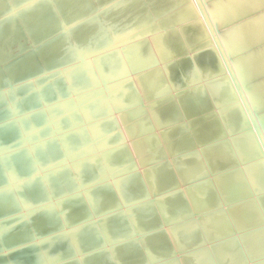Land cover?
<instances>
[{
	"label": "rangeland",
	"instance_id": "1",
	"mask_svg": "<svg viewBox=\"0 0 264 264\" xmlns=\"http://www.w3.org/2000/svg\"><path fill=\"white\" fill-rule=\"evenodd\" d=\"M35 1L36 0L26 1L25 3H23L22 5H20L17 8V12H19L20 10L25 9L26 7H29ZM93 1L92 0H84L85 4H87V5L92 4V3H96L95 0H93ZM211 1L209 2V0H206V1L205 0H202V1L201 0H193V1L192 0H185L184 4H186L191 9H193V13H195L190 20L191 21H195V22L198 20L199 22H202L201 23L202 28L204 30L206 29V31L208 33L210 32L209 34L207 32H205L206 35H207V38L208 39L210 38L208 40L209 43H211L210 46L212 45L210 48H213L212 50H214V48H216V50H214V52L215 53L218 52V53H216V55L222 61V64L225 67V69H224L225 72L224 71L214 72L210 76V77H213L212 79L210 77H207V78H210V79H207L208 81L206 79L205 80L203 79L202 81H200V80L197 81L196 82L197 84L193 83L197 87L195 85H193V84L188 83V81L184 80L183 84L186 83L187 84L186 87H184L185 85H182L183 87L180 86L181 88L180 87L179 88L180 89L186 88L185 90H186V92H188L186 95H185L186 92L184 90H180L179 91V88L177 90L172 88L173 89L172 90L171 89V87H173L172 84L170 82H169V84L167 83V85H168L167 88L171 90L170 94L172 93V95L176 96V97H173L172 95H170L168 93L170 91L169 90V91H166L167 93L165 92V94H167V95L163 94V96H165V97H162V95H160L159 98L161 99V101H159L160 99L157 96L154 97V98H151V100L154 99L153 100L154 102H151V101L149 102V100H150L149 99L148 101H146L144 106H146V105H148L150 103H152V104L154 103L153 104L154 107L152 106L154 110L152 108L150 109L152 104H150V107H149V105L146 106L145 108L143 106L142 109H140L142 112H140V110L138 111V112H140V113H138V114H140V116H138V114H136L137 112H134L133 116L135 118H133L131 112H128V116H129V114H131L130 117H128L126 115V118L125 117L121 118V119H124V122H126V125H125V123L122 120L120 122V120H119V117H121L120 113H118V112L115 113L116 111H112V112L110 111L111 108L108 107V105H109L108 102H110L109 101L110 94L115 89L123 87L126 83H129V81L133 82V84L137 85V83H136L137 82V76H136L137 73H136V71L131 72L134 75L136 73L135 76L130 73L131 75L129 74L127 76L129 78L123 77V78H120V79H114V80H112V82H111V79H110V80H108L109 81L108 82L107 80H105L102 77H100L101 73L99 74L100 71H98V68H96V66L94 65L93 62L96 60V58H98V56L100 58L102 56L103 57L104 56H108V55L110 56L112 54L115 55V56L118 55L121 58H123V57L125 58L127 56V53H125V52L130 51V48H128L127 46L130 47L131 46L130 44H132V42L137 40V38L131 39V42H130V40L127 41V40H125L123 38L118 39L119 42L117 40L116 41H112V38L110 39L109 35L113 36L114 32H113L112 26L110 25V20L111 19L108 16L109 15L108 11L107 12L105 11V8H100V9H98L99 11L98 10H93V8H90L91 11L89 9V11H90L89 15L84 17L86 19L82 23L84 28L86 29V32H82L81 33V28H80L79 24H76L75 26H72V28H71L70 25H68V26L63 25L62 26V25H60V22L62 21L63 17L58 12L57 5H55L53 2H52V5L51 4L48 5V6H50L48 13L50 14V16H49L50 20H52V21L54 20L55 23L52 24L51 22H49L48 25L46 24L45 27L50 26L49 28H52L53 25L55 24V26L60 27L59 29H57L56 31H51L50 34L47 35L48 37H43L39 41H34L31 37L29 38L27 34L29 33V35H31L30 33H32L35 29H38V28L40 29V26L36 27L35 24H24L23 26H21L22 28H24V30H22V34H20L21 38L18 37L16 39V41H11L10 43L8 42L5 45L6 48L4 46V49L2 51V53H3L4 50H5L6 53H5V57L2 59V61H0V69H1L0 70V116L4 113L3 116H1V118H0V128H2V127L6 128V126L8 127V126L12 125V122H13V124L16 125L15 128L21 127V128L24 129V128L28 127L29 129L28 128H27L28 130L25 129L26 132L22 131L23 129H20L22 131L21 132L17 128V130L20 131V132H17L18 135L16 134V138L17 139H14L15 137L12 138V139L6 138V137L2 136V134L0 133V135H1L0 136V146H1L0 147V166L3 169L1 172H3V174H4L2 176L4 178L1 177V181H0V198L6 197V200L7 201L9 200L8 203H6V202L4 203V207L0 211V234H1L0 235V239H5L7 241L11 240V239H13V241L14 240L17 241V240H19L21 238L25 239L26 241H29V243L32 244L30 246H32V247H34L36 249V253L35 254L38 255V253L40 254V252L42 251L40 249H41V247H43L42 246L43 243L44 244L47 243L44 240H42L43 242L42 241L40 242L41 238L44 237V235H46V234L50 235L51 232L56 231V232H53V233H56L55 236L53 237V239H55V238H57L59 232H66V231L70 232L71 230H72L71 232H73L74 231L73 229H75V228L77 229V227L79 225H80V227H82L84 225V227H82V230H84L83 228H85V227L86 228L88 227V229L85 228V231L86 230L88 231L90 229V231H88L89 233L85 232V236L87 235V239L88 240L87 241L86 240H82V241H84V244H83L84 246L81 249L77 250L75 245H74L76 243V241L74 240L75 238L73 237L72 239H73V241L75 243H72L71 240L69 241V243L71 242L74 245V247L71 248L70 247L71 243H70V244H68V247L64 248V250L66 249V251H67V248L70 249V250L72 249V251L69 250V252H71V253L73 252V253L70 254V255H67L68 257L64 258V260L57 259L59 257H56V259H57L56 262H53L52 264H100V262L103 259H104L103 260L104 262L102 261L103 262L102 264H129L124 257L117 255V251H119V249H124L125 247H128V245H129V247H132L133 246L132 245L133 241L135 242L133 244H137L136 241L137 242L139 241V238L141 237V235H143L145 237V235L147 234L145 232L143 233V229L140 226H135L136 225V221H137V217L135 218V216H137L136 215L137 211L135 212V210L138 208V205H143L141 203L143 200L146 199L144 201L146 203H147V201L149 203L150 200L147 199V196L144 199V198H138V196L135 195V194H140L142 192L141 189H139V191L137 190L139 187L136 189L137 191L134 190L136 193L133 191V189L131 190V187L130 188L127 187V190L128 189L131 190V192H129L130 197L127 196V195L126 196L123 195L122 192L128 194V191L126 192V190H124V189H126L125 188V182H126L125 180H126V178H128V177L132 178L134 176L136 177L137 175H139L138 178L140 179V181H142L141 176H140L141 175L140 174L141 173L140 172L141 166H139L140 164L138 165V163L145 162V161H146V163L147 162L149 163V160H150L149 165L145 164V167L142 166V168L143 167H144V169H146V168L148 169V167L151 168L152 164L154 165L155 163H157L159 161L158 158L156 159V157H155L156 155L155 156L152 155L154 153V149H156V148L160 147L159 148L160 149V153L164 152L165 154H168V151H170L171 150L170 148H172L170 153H172L171 155H173V154H175L174 153L175 151L179 150V147L181 149H183V145H184V149L183 150L186 149L185 151H188L187 148L189 147V150H191V148H193V145L195 144V150L196 151L194 150L195 152L194 151H192V152L195 153V158H196V156H198L197 158L199 160L196 158V160H198L197 162L200 161L199 164L196 163V165L198 164V166L195 169H200L201 167L199 165H201L202 166V169H201L202 172H203V170H205L204 176H203V173L201 172V176H203V177L202 178H198V176L200 175V172L199 173H196V172L201 171V170H195V175H194L193 172H192V175H194L196 177V179H195L194 176L191 175L189 177V179H190L189 180L187 178L188 173L184 172V170H186V167L188 166V164H186L187 162L182 163V164H185L182 167L184 169L183 170L181 168V165L180 166H178L179 164L175 165L174 164L175 162H172V158H170L169 164H170V167L173 169V171L176 174H178L179 171H180L179 169H182L184 174L182 173V171L179 174H181V176H182V174L184 176L186 174L185 179H182L183 181L181 180V183H183V184L182 185L180 184L181 186L178 184L179 187L174 189L175 191L180 192V197H181L180 199H182V202H177L176 204L172 205L169 208V210H167L164 213H161V214L158 213L157 216L154 219V221L158 222V224H157V226H154L155 229H152L151 232L156 233V236H161L162 239L165 238L166 243L170 242V241H173L172 242L173 248L168 249L167 255L163 256L162 258H160L159 260H157L155 262L153 261V264L158 262V261H161L163 259H166L168 257H171V256L173 257L175 255H178V257H179L178 259H179L180 263H182V264H242V263H244L243 261L245 260L244 256L241 254V250H240L242 245L247 250V253L249 254V257L251 256V254H250V252L248 250V246L243 241L244 237L242 236V234L240 235L241 232L237 233L236 231H234L233 227H231V225H230V221H228L227 217H226V214L228 213L227 211H229V212L233 211V213L236 216V218H239V215L241 213V211H240L241 209L234 208L233 210H229L230 207H227V206L225 207V206L220 205L218 196H216L218 194H217V191H216V189L214 187V183H215L216 178H217V180L218 179H222V180H218L216 182H220V181L223 182V180L225 179V178L223 179V177H225L224 175H226L227 177L228 176L230 177V174H228V173L234 172L235 170H239L241 167H243L245 169V171L248 173V171H249L251 166H254L256 163H260L261 161L264 160V107H262V106H264V74L258 75V79H253L252 78L250 81L249 80L247 81V79H246L247 77L243 76L244 78L243 77L241 78L239 67L235 68V67H237L236 66L237 62H239V61L242 62V58H244L245 56L249 55V53H253L255 51H258L257 53H259V55H262L263 58L261 60L264 61V40H263L264 39V35L262 34V31H260V27L264 23L263 22L264 21V0H258L260 2V4L256 0H254V3H253V1L249 2V4H248L249 8H247V10L248 9L249 10L252 9L253 11L252 10L251 11L248 10L249 13L246 11V13H248V14H244L245 12H243V10H233L232 12L235 14V16H233L232 19H230V20H224L223 23H220L221 21L218 20V16L220 14H224L225 12L228 11V6L227 5L225 7H223L224 2H226L227 0H217V2H216V0L212 1V2ZM228 1H235V0H228ZM238 1L239 0H237V3H238ZM255 2H257V3H255ZM216 4H217L218 7L216 6ZM228 5H231V4H228ZM237 5L232 3V7H234V6L237 7ZM200 6H201V8H200ZM212 7H214V9ZM255 7H256V9L258 8L257 12H256ZM53 8H54V10H53ZM216 8H218L219 10L215 11ZM209 9L210 10L212 9L213 12L209 11ZM211 12L212 13L216 12L213 15H216V14L217 15L213 16L211 14ZM156 14H157V12H156ZM56 15H57L58 18L56 17ZM169 15H170V13H168V12H166L165 14H159L158 13L157 15H155V17H154L155 19L153 18L152 22L150 21L151 23L150 22L148 23V25L150 26V24H151V26L150 27L148 25L145 26L146 29H148V28H150V29L146 30L147 31L146 35L143 38L144 39L146 38L145 40H147L149 38L147 41H149L150 43H152V42L154 43V40L157 37L156 35H158L159 34L158 32H160L159 29H161V28L158 27V24H156V23L161 22L162 20H165V18H167ZM172 15H170V16H172ZM197 15H198V17H197ZM212 16L215 17L216 20H214L212 18ZM261 16H263V18ZM220 17H222V16L220 15ZM247 17H249V18H247ZM208 19H210V20H208ZM241 19H242V21H241ZM243 19H245L246 21H243ZM43 20H44V17H43ZM156 20H157V22H156ZM213 20L215 22L216 21H218V22H216V24H215V22ZM209 21H211V22H209ZM236 21H238L237 24H236ZM250 22L251 23L253 22L254 23V24L252 23L253 26H256V28L254 27V29L255 30L258 29V30L254 31V29H252L253 26H250ZM182 24L180 25L178 23L177 26L180 27V26H182ZM226 24L228 26V27L226 26L227 28L225 27ZM255 24H257V25H255ZM51 25H52V27H51ZM230 25L232 27H230ZM239 25L245 26L243 28L244 29L246 28V31L248 32V34L253 32L251 35H254V38L255 37L259 38V37H261V35H263L262 38H259L257 41H254L253 42L254 45L252 46V48L249 49V50H251V49H254L253 47H255L254 50H252V51H249V50H245L244 51L243 50L242 51V50H236V49H226L227 45L225 44V41H223L225 39L224 36L226 35V34H224V32L227 33L229 30H231V29L233 30L234 28H236V26H239ZM221 26H222V28H220ZM63 27H64V29H63ZM207 27H208L209 30L207 29ZM216 27H217V29H216ZM262 27H264V24H263ZM262 27H261V30H264ZM67 28H68V30H67ZM210 28H211V31H210ZM219 28H220V30H219ZM223 28H225V29L223 30ZM32 29H34V30H32ZM75 29H76V31H75ZM106 29H107V31H106ZM97 30L100 31L99 34L96 33ZM117 30H118V28H117ZM221 30L223 31L222 33H220ZM23 31L26 32V33H23ZM110 31L113 32V34H111ZM143 31L144 30L139 31L137 34H140ZM79 33H81L80 34L81 39H77V38H79ZM211 33H213V34H211ZM263 33H264V31H263ZM55 34H59L60 36L58 35L59 37L57 36L55 38V41H53L54 43L55 42L57 43V44L56 43L55 44L52 43L53 46H55L53 48L57 50V48L59 46H65L66 45V47H68V49H70V51H72L71 52V56H73L72 61H71L72 64L70 63V64H68L66 66H63V67H61V69H54L53 68V70L51 71L50 74L48 72H46V71L38 70V71L32 73L31 77L23 78L21 80L16 79L15 80L16 82L14 80L12 81V79H13L12 77L13 76H11V75H14L16 77L20 76L22 68H25V67L26 68L35 67L34 69L41 68L44 64H46L50 60V57L45 55L46 52H48L47 51L48 49L46 47L48 46L47 43L50 40L48 38L52 37ZM66 34L69 35L70 37L67 36ZM210 34H211V36H210ZM222 34H224L223 37H222ZM257 34H259V35H257ZM32 35L34 36V34H32ZM96 35H100L101 37H103V36L107 37V41L104 42L105 45L103 43H101L102 41L99 42V41L95 40ZM212 35H214L213 39H212ZM100 36L98 38H101ZM151 36L152 37L154 36V37L152 38ZM222 38H224V39H222ZM52 39H54V38H52ZM70 39H71V41H70ZM58 40H59V42H58ZM215 40L218 42V44H217V42ZM17 41H19L18 44H17ZM147 41H146L147 45L150 46V43L148 44ZM72 42L74 43V45L70 44ZM116 42L118 44H116ZM96 43L98 45H95ZM216 45H218V46H216ZM73 46H74V48H76V50L73 48ZM84 46H85V50H83ZM213 46H216V47H213ZM94 47H96V48H94ZM44 49H45V51L43 52ZM94 49L97 50V51H95L92 54H89V56H85V55H87L86 53H88L89 51L91 52ZM121 49H122V51H121ZM124 49H126V50H124ZM79 50L80 51L82 50L84 52H82V51L80 52ZM231 50H232V52H231ZM118 51H119V54H118ZM155 51H156V49H155ZM194 51H195V49H194ZM102 52H103V55H102ZM183 52H184V50L178 52L175 55L183 56L184 55ZM224 52H226V53H224ZM245 52H246V54H245ZM82 53H83V55L85 57L83 56L82 58L79 57L81 59H79V58L77 59L76 56H79ZM94 54H97L98 56L96 55V56L93 57L92 55H94ZM100 54H101V56H100ZM123 54H125V55H123ZM153 54H154V51H153V53L151 51V56L152 57H153ZM226 54H228V55H226ZM230 54H232V55L230 56ZM90 57H93V58H90ZM156 57H155L156 60L150 64V65L153 64V65L156 66L155 68L152 69L153 71L155 69L157 70L158 68H160V65H158V63L161 64V62L158 60V56H156ZM88 58H90L92 60L91 64L89 63L90 59H88ZM227 58H229L230 60L227 59ZM234 59H235V61H232ZM75 60H77V61L75 62ZM224 60L225 61L227 60V61L225 62ZM16 67L18 68V70H16L17 71L16 73L9 72L10 69H13V68H16ZM92 67H93V69H92ZM94 69H95V71H96L95 73L97 75L94 74V72H93ZM56 70H58V71H56ZM150 70H148V71L151 72L152 70L151 71ZM148 71L147 72L145 71L143 73H148ZM260 71L263 72V70H260ZM261 72H259V73H261ZM73 73H80V74H84L86 76H88V74H90L91 77L89 79V82L87 83V87L85 86V87H82L81 89H74V87L72 86V82H70V80H69V76L71 74H73ZM143 73H142V75H143ZM95 76H97V77H95ZM133 76L135 77V79H133L134 78ZM222 76H226L227 78H229V81L231 82L232 87L234 86L233 89H234V92L237 95V99H238L237 101L242 106L243 111H244V113H245V115H246V117H247V119L249 121L250 127L254 131L255 137L257 139L256 142H258L257 144H259V146H258L259 149L257 147H255V145H254V146H252L251 151L249 152V154H244V156L242 155L243 158H242V161L240 162V165L237 167V169L236 168L233 169V171H231V170L229 171L227 169L228 165H226V164H228L227 163L228 162L227 159L229 157H226V154H224L227 151H228L227 152V156H229L230 151L232 153V144H231L230 139L227 137V135L225 133V129H223V127H221V129L217 128L218 127L217 126L218 125L217 122H218V118H219L218 111L215 110L217 108L214 109L213 104H212L211 99H210V91L207 90V87H206L207 83L216 82V80H217V84H218L217 89L220 90V86H219L218 82H220L222 80V79L220 80V78H222ZM130 77H132V78H130ZM92 78H94V79H92ZM95 78H96V80H95ZM214 79H216V80H214ZM98 80H100V82L103 80V83L98 82ZM132 80H134L135 83ZM206 81H207V83H206ZM106 82H108V83H106ZM92 83H93V85H92ZM99 83L102 84V85H99ZM198 83L200 85H198ZM89 84H91V85H89ZM94 84H96V85H94ZM106 84H109V85H106ZM170 84H171V87L169 86ZM94 86L96 87V89H95ZM101 86H102V88L99 89ZM187 86H189V87H187ZM136 87H138V85ZM203 87H204V89H202ZM195 89L199 90L200 93H198ZM260 89L262 91H260ZM53 90H55L56 92L53 91ZM102 90H104V91H102ZM175 90L177 92V94L175 92L176 95L173 94ZM200 90H202V92ZM65 91L67 92V94H65L63 96L61 93H64ZM97 91H99V92H97ZM190 91H191V95L189 94ZM44 92H47V93L52 92V94L54 95L53 99L51 101H48V102L42 101L40 99L39 95L44 94ZM137 92H138L139 97H140V98L138 97L139 102L141 103L142 102V98H141L142 97V93H141L140 89H138ZM180 92H182V93H180ZM222 92L219 93L220 98L222 97L221 99H227V95H225L226 92H223V93ZM55 93H56V95H55ZM178 93H180V94H178ZM255 93H256V95H255ZM104 94L105 95L107 94L106 97H105ZM199 94L202 95L201 98L204 97L202 99V101L204 100L203 103L205 104V102H206L207 105L205 104V106H204L202 101H200L201 98H200ZM169 95L172 96L173 98H177L178 101H180V98L182 97L183 100L181 99L182 100L181 104H183L184 107L186 106V108L188 107L187 110H189L191 107H195L196 108V105H197L198 110H197V108L196 109L195 108L194 109L191 108L192 110L190 109L189 111H187L182 105H180V103L176 99H170L172 97H170ZM189 95H190V97H189ZM257 95H260V96H257ZM183 96H185V97L187 96V98H189V99L187 100V98H185ZM194 96H195V100H194V98H193V100H194V103L196 102V104H195V106H193L194 103H190V106H191L190 107L189 106V102H193V100L192 99H191V101H189V100H190V98H192ZM58 97H59V99H58ZM63 97L64 98L66 97L65 98L66 100L61 101V100L64 99ZM38 98H39V100L42 101L43 104L42 103L40 104L41 101L39 102V100H37ZM165 98L167 100H165ZM184 98H185V100H184ZM197 98H198V100H197ZM32 99H35V102L33 104L35 106H32L33 108L27 107V105H25V104H27L28 101L30 102ZM102 99H103V101H102ZM169 99H170V101H169ZM155 100L157 102H155ZM252 100H255L256 103H254V101H252ZM164 101H166V102H164ZM186 101H187L188 105L186 104ZM197 101L199 102L200 105L202 104L201 107H200V105L197 104L198 103ZM237 101L233 102V104L236 105ZM57 102H59V103H57ZM139 102H138V104H139ZM177 102H178V104H177ZM182 102H185V103H182ZM99 103L104 104V105L106 104L105 106H106V108L108 110L103 111L104 113L103 114L100 113L99 115L91 114L96 109V107H97L96 105L99 104ZM168 103L170 104V106H172V107L174 106V107L171 109V107L169 106L168 107L169 109H168L166 107L167 105H169ZM216 103H217V101H216ZM225 103H226L225 100L217 103L218 110H219L220 114L222 112H226L227 109H228L225 106L227 103L226 104ZM50 104H51V106H50ZM52 104H55V105H52ZM157 104H160V105H158V107H157V106H155ZM162 104H163V106L164 105L165 106L164 107L161 106ZM171 104H173V105H171ZM233 104L231 106H234ZM261 104H262V106H261ZM48 106H50V107H48ZM92 106H93V108H92ZM202 106L203 107L207 106L206 109H208V108L209 109L208 110H206L205 108L201 109V108H203ZM209 106H212V107H209ZM175 107H176L177 110L175 109ZM36 108H39V109H36ZM90 108H92V109H90ZM164 108L168 109V113H167V110L165 111ZM182 108H184V109H182ZM199 108H200V112H199ZM223 108H226V109H223ZM32 109L33 110L35 109L36 111L34 110V112H33ZM73 109H74L75 112L73 111ZM156 109H158V110H156ZM161 109L164 110V112L162 113L163 116L161 117L163 120L160 118V114H161L160 112H162ZM181 109H182L183 112L184 111L187 112L186 113L187 116H185L187 119L184 117L185 112L183 113L182 111H180ZM69 110H70V112H69ZM150 110H152L153 112L150 111ZM159 110H160V112H159ZM108 111L111 112V113H109ZM143 111H145V112H143ZM154 111L157 112L158 115ZM170 111L171 112L173 111L172 112L173 115H174V113H176L178 111L177 114H179V116L176 115V114L174 116H172L171 115L172 113H170ZM194 112H195V114H193ZM89 113H90V116H89ZM106 113H108L107 116H106ZM142 113L144 115H146V116H143ZM153 113L155 115H157L159 118L157 116H155ZM169 113H170L169 116H172V118L174 117L175 122H174V120H171L172 118H169V116H168ZM113 114L116 117H114ZM152 114L154 116H152ZM86 115H88V118H87ZM36 116H39V118H34ZM59 116H60V118H59ZM164 116H167V118L169 119L168 120L169 123L170 122L172 123V121H173L175 124H177L176 125L177 127L179 125L180 127H178V128H181L182 126L187 127L186 130H185V127H182L184 129L180 130L182 132L181 138L184 137L183 139L180 138V135H181L180 133L181 132L179 131V129H176L177 127L175 126L174 123H172V124L170 123L171 124L170 125V124L167 123V120H165L166 123L168 124V126H166L167 124L164 123L165 122L164 119L166 117H164ZM177 116H178V119H177ZM192 116H193V118L191 119L190 117H192ZM131 117L133 119H130ZM141 117H144V118H141ZM150 117H152L153 119L150 118ZM136 118H137V120L140 119V118L141 119L136 121L135 120ZM156 118H158V119L155 121ZM179 118H183V119H179ZM188 118H190L191 120L188 119ZM111 119H112V122H113L114 126L111 127V128L105 129L104 124H103L104 121H108V120L110 121ZM126 119H127L128 122L125 121ZM142 119H144L147 122V124L149 125L148 128H150V129L152 128L151 132L153 131V133L150 134V129H149L148 130L149 135H151V136L154 135V137L156 139L159 138L158 135H162V137H160L162 139L157 140L158 144H161V145L158 146V144H156V146H150L149 148L150 149L152 148L153 150L152 149L150 150L148 148V150H147L148 152L145 151V153H151V156L148 154V158L150 157L149 159L147 157H145L148 160L144 159V157H143V161L141 160L142 156L138 155V156H136L138 158H136L134 156V154L132 153V151L130 150L129 145L128 144L125 145L126 142H127L125 140H127V138L125 137L126 135L123 133V131L125 130L124 129L125 127H123V124H122V123H124V126L128 127L130 124H134L135 122H141ZM151 119H152V122H151ZM159 119L162 120V123H161V121H159ZM18 120L19 121L21 120V121L19 122ZM181 120L183 121L184 124L182 123ZM188 120H189V122H188ZM26 121H28V123L32 122V124L31 123L27 124ZM68 121H70V122H68ZM153 121H155V123ZM157 121L162 124V128L164 130H166V134H167L168 131H169L168 134L171 133L170 135H172V136L169 135L170 137L168 136L169 138H167V140H166L165 137L168 134L166 136H164L165 134L163 135V133H165V131L161 127H160L161 130L159 128L158 129L156 128V127H159V125L161 126V124L160 123L158 124ZM25 122H26V125H28V126L25 125ZM71 122H73V123H71ZM149 122L151 124H149ZM177 122L180 123V124L182 123L183 125L182 124L180 125ZM214 122L216 123V125H215ZM17 123H18V125H17ZM116 123L118 125H116ZM128 123H130V124H128ZM153 123H154V125H153ZM189 123H191L192 126ZM20 124H21V126H20ZM22 124H24V126ZM69 124H71V125H69ZM136 124L137 123L134 124V127H136ZM32 125H34V128H33ZM60 125H62L63 128H61V129L58 128ZM119 125L121 126V129H122L121 132L122 133L120 132L121 129H120ZM137 125H139V123ZM155 125H157V126H155ZM163 125L168 127L167 129H169V130H167L166 127H163ZM210 125L212 127L215 125L214 128H212L213 130L211 129ZM40 126H41V128H40ZM131 126H133V125H130L129 128H131ZM170 127H171V129H170ZM208 127H210V129ZM73 128L75 130H73ZM155 128L157 129V131L158 130L159 131L158 132L155 131L156 130ZM205 128H208V130H209L210 139L212 140V138H213V140H216V141H213V140L211 141L209 139L208 132H206L208 130L206 129V131H205ZM33 129H34V131L32 132ZM37 129H38V131H37ZM172 129L173 130L174 129L177 130L179 132V134L177 133V131H175V130L173 131ZM187 130H193V131H188L186 133ZM197 130H199V131H197ZM219 130H221V131L223 130L222 133H218ZM183 131H185V132H183ZM194 131L196 133H194ZM211 131H213L214 133H212ZM221 131H219V132H221ZM174 132H176L178 135H176V134L173 135ZM191 132H193V133H191ZM200 132H201V134H200ZM32 133H34V134H32ZM156 133H158V134H156ZM204 133H206V134H204ZM210 133H212V135H210ZM147 134L148 133L146 131L145 135H147ZM192 134L195 136V140L196 141L194 140V137L192 138ZM213 134L219 135V136H216V138H215L214 137L215 135H213ZM121 135H123V136H121ZM149 135H147V137ZM205 135H207V136H205ZM176 136L177 137L179 136V137L177 138ZM185 136L186 137L190 136L189 137L190 139L187 140V138H186V140H185ZM211 136H213V137H211ZM122 137H123V140H122ZM197 137H198V139H197ZM203 137L205 139L208 138L209 140L207 139L208 140L207 141ZM244 137H248L249 140H252L249 137L248 133L244 134L240 130L230 134V138L233 140V144L237 148H238V145H239L238 142L240 140H242V138H244ZM173 138H175V139L177 138L180 141L179 140H175L176 141V143H175ZM60 139H61V141H60ZM63 139H64V141H62ZM202 139H203V141H202ZM223 139L225 141H227L228 144H226V142ZM163 140H164V142L165 141L170 142L171 145H170V143H167V142H165L166 143L165 144L163 142ZM168 140H170V141H168ZM171 140H173V141H171ZM190 140H191L192 143L190 142ZM198 140H200V141H198ZM69 141L71 143H69ZM123 141H124L125 144L123 143ZM186 141H188L187 144H186ZM221 141L223 143H221ZM159 142H161V143H159ZM162 142H163L164 145L162 144ZM173 142L175 143V145H173L174 144ZM182 142L183 143L185 142V143L183 144ZM202 142H203V144H201ZM211 142H213V143H211ZM214 142L215 143L217 142L216 145H215ZM178 143H180V145ZM189 143L192 144V145H190ZM197 143H198L199 147L197 146ZM219 143L221 144L220 146H222V149H219L220 148ZM168 144L170 146H168ZM177 144H178L179 147L177 146ZM222 144H224V145H222ZM225 144L227 146H225ZM229 144H230V146H228ZM210 145H213V146L210 147ZM40 146L43 147V148L41 149ZM161 146L164 147V148H162ZM175 146H176V148H175ZM218 146H219V148H218ZM126 147H128V148H126ZM153 147H156V148H153ZM196 147H197V149H196ZM208 147L210 148V150H209ZM212 147H214V148L211 149ZM215 147L218 149V151H217V149ZM228 147H230V149ZM82 148H83V150H82ZM173 148H174V150H173ZM226 148H228L227 151H226ZM36 149H38V150L35 152ZM175 149H178V150H175ZM181 149L179 150L180 152L183 151ZM215 149H216V152L214 151ZM42 150H43V152H42ZM62 150H63V152H62ZM221 150H222V152H221ZM122 151L125 152L124 156L123 157L117 156ZM205 151H207V152L209 151V152L207 153ZM211 151H214V153H212L213 156H210L211 155ZM223 151H224V153H223ZM17 152L18 153L20 152L19 153L20 155L24 154L26 156V159L28 160V163H29L26 168H21L20 165L17 163L18 161L15 164L12 163L11 160H13L14 157H16L15 155L18 154ZM129 152H130V154H129ZM219 152H221V153H219ZM160 153H158V155ZM189 153H190V151L185 152V153H183L184 155H181V156L184 159L187 156L186 154H189ZM196 153H198V154H196ZM209 153H210V155H209ZM222 153H223L224 156L222 155ZM231 153H230V156L232 155V157H233V153L232 154ZM215 154L218 155V156L220 155L219 156L220 159L217 156L219 161L217 160V157L215 156ZM208 155H209V157H208ZM152 156L155 157L154 160H151V158L153 159ZM214 156H215V160L216 161L214 159H212V157H214ZM110 157H111V159H110L111 161L109 160ZM169 157H170V155H169ZM221 158H222V161H220ZM211 159L216 162L215 163V162L212 161L213 163H215V167L218 170V172H215L216 175L214 174V176L216 178L208 170L209 169L208 166L211 163L210 162ZM184 160H186V159H184ZM137 161H139V162H137ZM153 161H155V162H153ZM235 163H237V162H235ZM126 164H127V166H126ZM62 165H64V166H62ZM128 165H130V166H128ZM141 165H144V164H141ZM223 165H224V167H223ZM232 165H233V163H232ZM146 166H148V167H146ZM222 167L225 168V170L226 169L227 170L226 171H222ZM228 168H229V166H228ZM14 169H17L16 172H15ZM219 169H221L220 170V172L222 171L221 173L219 172ZM12 171H14V172H12ZM9 172H12V173H9ZM97 172H98V174H97ZM179 174H178V176H180ZM131 175H133V176H131ZM184 176L181 177V178H184ZM201 176H199V177H201ZM231 176L233 177L235 175H231ZM235 177H237V176H235ZM238 177H239V179H238ZM238 177L235 179L236 181H238V180L241 181V179H243V177L241 175H239ZM191 179H193V180L191 181ZM228 179H227V184H229V183L231 184V182L229 181L230 179L229 180ZM233 180H234V178H233ZM233 180H231V181H232V183L234 182L233 184L235 185L236 181L235 180L233 181ZM225 181H226V179H225ZM121 182H122V185L124 186L123 187L124 189L121 186L119 188V184ZM189 182H190V184H189ZM212 182H214V183H212ZM185 183H186V185H185ZM187 183H188V185H187ZM10 184H11V186H10ZM34 184H39L42 188L44 186V192L33 191L32 190V187H33L32 185H34ZM207 184H209V185L207 186ZM220 184H222V183L220 182ZM233 184H231L232 187L230 185L231 188L238 187V185L234 186ZM240 185L242 186V182H241ZM126 186H130V185H126ZM1 188H2V190H1ZM21 190H23V191H21ZM109 190L111 192L110 194H112L113 197H115L117 200L119 199L118 202H119L120 206L117 205V207H116L115 204H118V203L116 202L117 200L115 198H114L115 201L114 202L112 201L111 203L107 202V201H105L106 202L105 203L103 201V199L105 200V198H103V196L104 197L108 196V194H107L108 192L107 191H109ZM121 190H122V192H121ZM140 190H141V192H140ZM210 190H211V192H213V190H214L215 196L210 197L211 201L209 202V200H208L209 196H207V195H208V193H211ZM16 192H18V193H16ZM100 192L102 194H104V195H102ZM132 192H134L133 193L134 197L131 199V196H133V194L131 195ZM138 192H140V193H138ZM240 193L241 194L240 195L238 194V196H241L242 198L246 197L245 196L246 195V191L244 189H241ZM96 194H98V195H96ZM95 195H96V197H95ZM100 196H102L103 199ZM124 196L127 199H125ZM135 196H137V197H135ZM196 196L198 197V199H195V201H196V203L198 201V203L195 205V201H193V198L194 197L197 198ZM97 197H99V199L102 200V201H100V203L103 202V203H101V205L99 204V202H97V200H98ZM250 197L247 196L246 199H248V201H250ZM96 198H97V200L95 202H97L99 204V209L100 208L109 209V210H107V212L104 209L105 213H107L106 215H104L105 214L103 212L104 210L100 209L103 212L102 213L98 209V207H97L98 204H96L95 202H93V203L91 202V201H94ZM128 198H130L131 200H134V198L135 199L137 198L138 200L136 199L135 201L128 202V200H130ZM242 198H238L237 201H239V202H236V205L237 204H239V205L243 204L244 205L246 203V201L244 199H242ZM12 199H13V201H12ZM91 199H93V200H91ZM124 200H127V202L124 201ZM185 200H186L185 204L187 205L188 208L185 205H183V202ZM199 200H200V202H199ZM10 201H12V202H10ZM188 201H191L190 205L187 203ZM104 203H105V205H104ZM1 204L3 206V203H1ZM92 204L96 205L95 208L93 207L94 205L92 206ZM102 204L104 205V208H103ZM109 204L113 208L110 207L111 208L110 209L108 207ZM199 204H200L201 207H199ZM132 205L136 209L135 208H131ZM211 205L218 206L216 211H213L216 207L215 206H214L215 208L211 207ZM100 206H102V207H100ZM129 206H131V207L129 208ZM80 207L81 208H85L86 207V209L87 208L92 209L91 207H93L95 210H96V208L98 210H96V211L93 210L94 214H93V211H91L92 215L89 214V216L83 217L81 219L79 218V219L75 220V219H73V217L71 218V216H73V214H74V211L77 210ZM114 207H116V209L118 208L119 212L117 210H115ZM130 209H133V210L131 211ZM13 210H15V211H13ZM182 210L185 212L186 217L184 215V219L181 222H177V220L176 221H172V222H164L162 220L165 217V215H172L173 213H180ZM98 211H100L102 213V216H101V213H97ZM109 211H110V213H109ZM132 212H134V214L135 213L136 214L133 215ZM215 212H217L219 215L217 216L216 219L213 220V222L211 224H210V220L207 223L204 222L203 218L208 217V216H210L211 214H213ZM71 213H73V214H71ZM115 213L117 215H120L118 213H121L122 215H120V216L125 215V217L123 216L122 219H121V221L124 222V224L122 225L120 223H117L119 221H116L112 226H108V225L106 226L105 224H106V221L108 219L110 220V219H112V217L113 218L116 217ZM66 214H67V216H66ZM108 214H110V215H108ZM68 215H69V217H68ZM99 215H100V217L98 218ZM103 215H104V217H103ZM95 218L97 220L99 219L98 221H100V224H98L99 222H97V220ZM101 218H103L102 220L105 221L102 224L104 225V230L106 228V231H104L102 229L103 227L100 228L101 226H103L101 224V221H102ZM132 218L134 219V221L132 220ZM130 221H131L133 226L130 225L131 224ZM62 222H63L64 226H62V224H61ZM82 222L84 223L83 225H81ZM89 222H90V224L92 223L94 227H90L89 228V226H92V224L90 225ZM134 222H135V225H134ZM201 222H203L202 226L199 225V223H201ZM94 223L97 224V225H94ZM149 224H153V223L151 222ZM205 224L208 225L207 228H206ZM216 224H218L217 228H215ZM75 225H78V226L76 227ZM129 225H130V229L133 228V227L134 228L131 229V230L129 229L130 232L128 234L120 235V233H121V231L123 229L129 228ZM189 225L195 231V239L187 234V231L190 229ZM193 225H195V227ZM21 226H23V227H21ZM33 226L35 227V229L33 228ZM179 226H181V227L185 226V231L186 232L184 233V235L178 236L176 239L175 238H171L172 230L177 228V227H179ZM60 227H61V229H60ZM108 227H109V229H108ZM136 227L137 228L140 227V229H142V232H140V235H138L139 234L138 232L140 230L139 229L137 230ZM57 229L58 230L60 229L62 231H60V230L58 231ZM95 229L98 230V231H96ZM101 229H102V231L105 232V234L101 231ZM135 229L137 230V235H136V230ZM133 230H135V231H133ZM4 232H6L7 234L4 233ZM74 233L75 232L72 233L71 237L74 235ZM5 234H6V236H5ZM40 234H42V236ZM32 235H34V236H32ZM151 235H155V234H151ZM201 236H205L206 239L208 240V241H204L202 243V246L199 243V241L200 242L202 241V237ZM211 236H215V237L210 238ZM236 236H240L241 237V241H240L241 245H240V243L235 241ZM71 237H70V239H71ZM136 237H138L137 238L138 240H136ZM91 238H93V239L91 240ZM48 240H49V238H48ZM93 240L95 241L93 243L94 245H90V244H92L91 242ZM130 240L131 241L133 240V241L131 243H129L128 245L125 244L126 242L127 243L130 242ZM26 241H24V242H26ZM100 241H102V242L99 245ZM35 242H37V243L35 244ZM96 243H98V245ZM123 243H124V245H123ZM37 244H39V245H37ZM72 244H71V246H73ZM95 245H96V247H95ZM115 245L117 247H115ZM120 245L121 246L123 245L122 248H121ZM35 246H37V247H35ZM99 246H101V247H99ZM26 247H27V245H24L23 249H26ZM112 247H114V248H112ZM97 248L98 249L100 248V249L98 250ZM116 248H119V249L117 250ZM135 249H136V246H135ZM202 250H203V253H202ZM8 251L9 250L5 251V253H4V251H2L1 254H0V255H3V254L5 255V257H4V255L0 257V260H2L3 263H5V264H18L15 261L16 260L18 261L19 259H20V263L22 262L21 264L25 263L24 260H26V256L23 255L22 251H20V254L12 256L11 259L8 258L9 254L6 253ZM199 251H200V255H199ZM235 251H237V252H235ZM142 252H144V249H143ZM234 252H235L236 257H233ZM11 253H13V252H11ZM238 254H240L241 256H238ZM6 257L8 258V260H7L8 262H6V260H5V259H7ZM226 258H229V259H226ZM262 261L256 262V263L252 262V264L263 263L264 261L263 262ZM151 263H152L151 261H145L144 262V264H151ZM46 264H50V262L48 261V263H46Z\"/></svg>",
	"mask_w": 264,
	"mask_h": 264
},
{
	"label": "bare ground",
	"instance_id": "2",
	"mask_svg": "<svg viewBox=\"0 0 264 264\" xmlns=\"http://www.w3.org/2000/svg\"><path fill=\"white\" fill-rule=\"evenodd\" d=\"M26 1H30V0H0V61H2V59L5 57V50H4V52L2 53V51H3V49H4V46L9 42H11V41H16V39L18 38V37H20V34H22V30H24V28H22L21 26H23L24 24H35L36 25V27H39L40 26V29L38 28V29H32V30H34L32 33H30L31 35H29V33L27 34L28 35V37L30 38H32L34 41H39V40H41L43 37H48L47 35H49L50 34V32L51 31H56L57 29H59L60 27H57V26H55V24L53 25V27H52V25H51V27L52 28H49L50 26H48V27H45L46 26V24L48 25V23L49 22H51L52 24L53 23H55V21L53 20H50V14L48 13L49 12V8H50V6H48V5H52V2L55 4V5H57V7H58V12L62 15V17H63V19H62V21L60 22V25H65V26H68V25H70L71 26V28H72V26H75L76 24H79L80 25V28H81V33L82 32H86V29L84 28V26H83V22L85 21V19L86 18H84V17H86L87 15H89V12L91 11V9L90 8H93V10H98V9H100V8H105V11L107 12L108 11V16L110 17V25L112 26V29H113V32H114V35L113 36H111V35H109L110 37V39L112 38V41H118V39H120V38H123V39H125V40H127V41H129L130 40V42H131V39H133V38H137V40H133L134 42H132V44H130L131 46L129 47V46H127L128 48H130V51H128V52H125L124 50H126V49H124L123 51L125 52V53H127V56L124 58L123 56V58H121V57H119L118 55L117 56H115V55H108V56H102V57H100L99 58V56L97 55V54H94V55H92L93 57L94 56H98V58H96V60L93 62L94 63V65L96 66V68H98V71H100L99 72V74H100V77H102L103 79H105V80H110L111 79V82H112V80H114V79H120V78H123V77H127L131 72H133V71H136V73H137V75H136V73H135V75L137 76V85H138V87H136L137 85L136 84H133V82H130L129 80V83H126L123 87H120V88H117V89H115L111 94H110V98H109V101L110 102H108L109 103V105H108V107L109 108H111L110 109V111L112 112V111H116L115 113H120V116L121 117H119V120H120V122H121V120L124 122V119H121V118H123V117H125L126 118V115L128 116V112H131V114H132V116H133V114H134V112H137L136 114H138V113H140V112H142L140 109H142V107L145 105V103H146V101H148L149 99V102L151 101V102H154L153 100L154 99H152L151 100V98H154V97H160V95H162V97H165V96H163V94H165V92L166 91H169L170 89H168L167 88V83L169 84V82L172 84V86L173 87H171V84L169 85L170 87H171V89L172 88H174V89H178L180 86H182V85H185L184 87H186V83L185 84H183V82H184V80H186V81H188V83H190V84H193V83H196L197 81H202L203 79L205 80H207V79H212L213 77H210L214 72H217V71H224L225 72V67H224V65L222 64V61L220 60V58L216 55V53H218V52H214V50H216V48H214V50H212L213 48H210L211 46H210V44L211 43H209V39L207 38V35H206V33L205 32H207L206 31V29L204 30L203 28H202V25H201V23L202 22H199L198 20L195 22V21H191L190 19L193 17V15L195 14V13H193V9H191L189 6H187L186 4H184V2H185V0H95V2L96 3H92V4H89V5H87V4H85V2H84V0H36L33 4H31L29 7H26L25 9H23V10H20L19 12H17V8L20 6V5H22L23 3H25ZM93 1V0H92ZM193 1V0H192ZM202 1V0H201ZM206 1V0H205ZM211 0H209V2H210ZM212 1H215V0H212ZM211 1V2H212ZM253 1V3H254V0H239L238 1V3H237V0H235V1H226V2H224V5H223V7H225L226 5L228 6V11L227 12H225L224 14H220L222 17H220V15L218 16V20H220L219 22L220 23H223L224 22V20H230V19H232V17L233 16H235V14L232 12L233 10H243V12H245L244 14H248L249 12H248V10H247V8H249L248 7V4H249V2H252ZM256 1H258V0H256ZM94 2V1H93ZM190 2V1H189ZM216 2H217V0H216ZM223 2V1H222ZM259 2V1H258ZM197 3V2H196ZM215 3V2H214ZM232 3H234V4H238L237 5V7L236 6H234V7H232ZM255 3H257V2H255ZM218 4V3H217ZM217 4H216V6H217ZM228 4H231V5H228ZM259 4H260V2H259ZM200 5V4H199ZM204 6V5H203ZM202 6V7H203ZM212 6V5H211ZM222 6V5H221ZM256 6V5H255ZM260 6V5H259ZM53 7V6H52ZM86 7V8H85ZM194 7V6H193ZM209 7V6H208ZM218 7V6H217ZM200 8H201V6H200ZM213 9H214V7H212ZM89 9H90V11H89ZM255 9H256V7H255ZM258 9V8H257ZM257 9H256V12H257ZM53 10H54V8H53ZM205 10V9H204ZM216 10H219L218 8H216L215 9V11ZM252 10V9H251ZM251 10H249V11H251ZM56 11V10H55ZM99 11V10H98ZM195 11V10H194ZM197 11V10H196ZM209 11H212V9L210 10L209 9ZM246 11L248 12V13H246ZM253 11V10H252ZM156 12H157V14L159 13V14H165L166 12H168V13H170V15H172V16H168L167 18H165V20H162L161 22H158V23H156V24H158V27L159 28H161V29H159L160 30V32H158L159 34L158 35H156L157 37L155 38V40H154V43L152 42V43H150L149 41H147V40H145L143 37H145V35H146V30H149L150 28H148V29H146V25H148V23L151 21L152 22V19L155 17V15H157L156 14ZM200 12V11H199ZM205 12V11H204ZM213 12V11H212ZM211 12V14L213 15L214 13H216V12H214V13H212ZM262 12V11H261ZM207 14V13H206ZM219 14V13H218ZM46 15V16H45ZM100 15V14H99ZM204 15V14H203ZM217 15V14H216ZM216 15H213V16H216ZM94 16V15H93ZM205 16V15H204ZM212 16V18L214 19V20H216L215 19V17H213ZM258 16V15H257ZM43 17H44V20H43ZM56 17H57V15H56ZM101 17V16H100ZM197 17H198V15H197ZM262 18H263V16H261ZM58 18V17H57ZM60 18V17H59ZM162 18V17H161ZM203 18V17H202ZM247 18H249V17H247ZM261 18V19H262ZM155 19V18H154ZM163 19V18H162ZM204 19V18H203ZM207 19V18H206ZM259 19V18H258ZM160 20V19H159ZM194 20V19H193ZM208 20H210V19H208ZM213 20V21H214ZM255 20V19H254ZM260 20V19H259ZM206 21V20H205ZM212 21V22H213ZM241 21H242V19H241ZM240 21V22H241ZM243 21H246L245 19H243ZM99 22V21H98ZM150 22V23H151ZM156 22H157V20H156ZM209 22H211V21H209ZM215 22V21H214ZM216 22H218V21H216ZM216 22H215V24H216ZM237 22L238 21H236V24H237ZM254 22V21H253ZM252 22V23H253ZM264 22V21H263ZM91 23V22H90ZM154 23V22H153ZM182 24V26H177V24ZM219 23V24H220ZM251 22H250V26H253V24L255 23H253L252 24ZM105 24V23H104ZM155 24V25H156ZM218 24V23H217ZM225 24V23H224ZM235 24V25H236ZM262 24V23H261ZM260 24V25H261ZM264 24V23H263ZM263 24H262V26H263ZM153 25V24H152ZM234 25V24H233ZM255 25H257V24H255ZM149 26V25H148ZM150 26H151V24H150ZM149 26V27H150ZM205 26V25H204ZM207 26V25H206ZM220 26V25H219ZM223 26V25H222ZM222 26L220 27V28H222ZM227 26V24L225 25V27ZM261 26V27H262ZM157 27V26H156ZM155 27V28H156ZM178 27V28H177ZM228 27V26H227ZM226 27V28H227ZM230 27H232L231 25H230ZM243 27H245V26H241V25H239V26H236V28H234L233 30L231 29V30H229L227 33L226 32H224V34H226L224 37H225V39L224 38H222V39H224L223 41H225V44L227 45V48L226 49H236V50H249L250 48H252V46L254 45L253 44V42L254 41H257L259 38H262L263 37V35H264V33H263V31L264 30H261V27H260V31H262V34L263 35H261V37H259V38H254V35H251L252 33H250V34H248V32L246 31V28L244 29ZM254 27L256 28V26H253V28L252 29H254ZM33 28V27H32ZM97 28V27H96ZM117 28H118V30H117ZM213 28V27H212ZM220 28H219V30H220ZM263 29H264V27H262ZM63 29H64V27H63ZM207 29H208V27H207ZM216 29H217V27H216ZM225 28H223V30H224ZM67 30H68V28H67ZM83 30V31H82ZM89 30V29H88ZM94 30V29H93ZM142 30H144L143 32H141L140 34H137L139 31H142ZM209 30V29H208ZM256 30H258V29H256ZM255 29H254V31H256ZM73 31V30H72ZM75 31H76V29H75ZM106 31H107V29H106ZM210 31H211V28H210ZM253 31V30H252ZM21 32V33H20ZM30 32V31H29ZM71 32V31H70ZM88 32V31H87ZM111 32V31H110ZM113 32H111V34H113ZM223 31L221 30L220 31V33H222ZM23 33H26V32H24L23 31ZM67 33V32H66ZM81 33H79V38H77V39H81V36H80V34ZM96 33H100V31L99 30H97L96 31ZM108 33V32H107ZM208 33V32H207ZM210 33V32H209ZM208 33V34H209ZM219 33V32H218ZM259 33V32H258ZM32 34H34V36L32 35ZM61 34V33H60ZM211 34H213V33H211ZM211 34H210V36H211ZM224 34H222V37H223V35ZM59 34H55V35H53L52 37H49L48 39H50L49 41H48V43H47V51L48 52H46V56H49L50 57V60L46 63V64H44L41 68H37V69H34L35 67H31V68H22L21 69V75L20 76H18V77H16V76H14V75H11V76H13L12 78V81L14 80H16V79H19V80H21V79H23V78H28V77H31V74L32 73H34V72H36V71H38V70H40V71H46V72H48L49 74L51 73V71L53 70V68L54 69H61V67H63V66H66V65H68V64H70L71 63V61H72V58H73V56H71V52L72 51H70V49H68V47H66V45L65 46H59L58 48H57V50L56 49H54L53 47H55V46H53V44H55L53 41H55V38L58 36ZM62 35V34H61ZM67 35V34H66ZM87 35V34H86ZM154 35V34H153ZM257 35H259V34H257ZM60 36V35H59ZM58 36V37H59ZM67 36H69V35H67ZM100 35H96V38H95V40H97V41H102L101 43H103L104 44V42H106L107 41V37H101V38H98ZM209 36V35H208ZM209 36V37H210ZM70 37V36H69ZM148 37V36H147ZM152 37V36H151ZM154 37V36H153ZM152 37V38H153ZM213 37H214V35H212V39H213ZM258 37V36H257ZM21 38V37H20ZM52 38H54V39H52ZM59 39V38H58ZM215 39V38H214ZM69 40V39H68ZM67 40V41H68ZM264 40V39H263ZM70 41H71V39H70ZM111 41V40H110ZM146 41L148 42V44L150 43V46H148L147 45V43H146ZM216 41V40H215ZM222 41V40H221ZM222 41V42H223ZM58 42H59V40H58ZM119 42V41H118ZM217 42V41H216ZM19 43V41H17V44ZM53 43V44H52ZM220 43V42H219ZM57 44V43H56ZM70 44H72V45H74V43L72 42V43H70ZM116 44H118L117 42H116ZM217 44H218V42H217ZM61 45V44H60ZM95 45H98L97 43L95 44ZM105 45V44H104ZM129 45V44H128ZM214 45V44H213ZM114 46V45H113ZM216 46H218V45H216ZM216 46H213V47H216ZM223 46V45H222ZM263 46V45H262ZM261 46V47H262ZM9 47V46H8ZM7 47V48H8ZM225 47V46H224ZM223 47V48H224ZM260 47V46H259ZM258 47V48H259ZM5 48H6V46H5ZM12 48V47H11ZM45 48V49H46ZM53 48V49H52ZM73 48H74V46H73ZM94 48H96V47H94ZM98 48V47H97ZM126 48V47H125ZM127 48V49H128ZM254 49H255V47H253ZM45 49L43 50V52L45 51ZM75 50H76V48H74ZM107 49V48H106ZM123 49V48H122ZM122 49H121V51H122ZM155 49H156V51H155ZM194 49H195V51H194ZM222 49V48H221ZM225 49V48H224ZM254 49H251V50H249V51H252V50H254ZM257 49V48H256ZM83 50H85V46L83 47ZM129 50V49H128ZM184 50V52H183V56H177V55H175V54H177L178 52H180V51H183ZM262 50V49H261ZM80 51V50H79ZM82 51V50H81ZM80 51V52H81ZM95 51H97V50H93V51H89L88 53H86L87 55H85V56H89V54H92V53H94ZM151 51H152V53H153V51H154V54H153V57L151 56ZM225 51V50H224ZM228 51V50H227ZM226 51V52H227ZM248 51V52H249ZM82 52H84V51H82ZM226 52H224V53H226ZM231 52H232V50H231ZM230 52V53H231ZM258 51H255V52H253V53H249V55H247V56H245L244 58H242V62L241 61H239V62H237L236 64V66L237 67H235V68H238L239 67V71H240V76H241V78L243 77V76H245V77H247L246 79H247V81L249 80H251L252 78L253 79H258V75H261V74H264V61L263 60H261L263 57H262V55H259V53H257ZM228 53V52H227ZM235 53V52H234ZM85 54V53H84ZM118 54H119V51H118ZM233 54V53H232ZM232 54H230V56L232 55ZM237 54V53H236ZM245 54H246V52H245ZM41 55V54H40ZM78 55V54H77ZM102 55H103V52H102ZM123 55H125V54H123ZM226 55H228V54H226ZM225 55V56H226ZM240 55V54H239ZM43 56V55H42ZM84 55H83V53L82 54H80L79 56H76L77 57V59L79 58V57H83ZM84 56V57H85ZM100 56H101V54H100ZM156 56H158V60L161 62V64H159L158 62V65H160V68H158L157 70L155 69L154 71L152 70L153 68H155L156 66L155 65H150L152 62H154L156 59H155V57ZM241 56V55H240ZM243 56V55H242ZM93 57H90V58H93ZM234 57V56H233ZM81 58H79V59H81ZM90 58H88V59H90ZM157 58V57H156ZM230 58V57H229ZM229 58H227V59H229ZM230 60V59H229ZM77 60H75V62H76ZM92 60L90 59L89 60V63L91 64L92 62H91ZM225 61V60H224ZM227 61V60H226ZM225 61V62H226ZM232 61H235V59L234 60H232ZM231 62V61H230ZM224 63V62H223ZM72 64V63H71ZM156 64V63H155ZM234 64V63H233ZM157 65V66H158ZM91 66V65H90ZM232 66V65H231ZM235 66V65H234ZM39 67V66H38ZM234 68V69H235ZM92 69H93V67H92ZM152 71H151V70ZM230 69V68H229ZM1 70V69H0ZM16 70H18V68L16 67V68H13V69H10V71L9 72H12V73H16L17 71ZM148 70H150L151 72H149ZM260 70H263V72H261ZM56 71H58V70H56ZM88 71V70H87ZM147 72L148 71V73H143V72ZM235 71V70H234ZM93 72H94V74H96L95 72V69L93 70ZM143 73V75H142V73ZM259 72H261V73H259ZM23 73V74H22ZM53 73V72H52ZM259 73V74H258ZM131 74H133V73H131ZM130 74V75H131ZM141 74V75H140ZM97 75V74H96ZM134 75V74H133ZM134 75V76H135ZM133 76V77H134ZM237 76V75H236ZM90 74H88V76H86V75H84V74H80V73H73V74H71L70 76H69V80H70V82H72V86L74 87V89H81L82 87H87V83L89 82V79H90ZM95 77H97V76H95ZM207 77H210V78H207ZM238 77V76H237ZM101 78V79H102ZM127 78H129V77H127ZM126 78V79H127ZM130 78H132V77H130ZM244 78V77H243ZM92 79H94V78H92ZM133 79H135V77L133 78ZM218 79V78H217ZM222 79V80H221ZM260 79V78H259ZM95 80H96V78H95ZM214 80H216V79H214ZM219 80V79H218ZM220 82H218L219 83V86H220V90L219 89H217V87H218V84H217V80H216V82H209V83H207V81H206V87H207V90H209L210 91V99H211V102H212V104H213V107H214V109L215 108H217V109H215L216 111H218V115H219V118H218V122H217V128H220L221 129V127H223V129H225V133H226V135H227V137L230 139V141H231V144H232V153H233V157H232V155L230 156V153H231V151H230V153H229V156H227V150H228V148L230 149V147H228V148H226V153H224V151H223V153L224 154H226V157H229L227 160H228V164H226V165H228L229 166V168H228V166H227V169L230 171H233V169H237V167L240 165V162L242 161V155L244 156V154H249V152L251 151V148H252V146H254L255 145V147H257L258 148V146H259V144H257L258 142H256L257 141V139H256V137H255V134H254V131H253V129L250 127V124H249V121H248V119H247V117H246V115H245V113H244V111H243V108H242V106L238 103V99H237V95H236V93L234 92V89H233V87H232V84H231V82L229 81V78H227L226 76H222V78H220ZM92 81V80H91ZM90 81V82H91ZM132 81H134V80H132ZM213 81V80H212ZM16 82V81H15ZM19 82V81H18ZM22 82V81H21ZM98 82H100V80H98ZM105 82V81H104ZM109 82V81H108ZM108 82H106V83H108ZM204 82V81H203ZM245 82V81H244ZM20 83V82H19ZM94 83V82H93ZM93 83H92V85H93ZM100 83H103V80L100 82ZM99 83V85H102V84H100ZM134 83H135V81H134ZM182 83V84H181ZM200 83V82H199ZM198 83V85H200ZM202 83V82H201ZM249 83V82H248ZM247 83V84H248ZM105 84V83H104ZM103 84V85H104ZM197 84V83H196ZM262 84V83H261ZM89 85H91V84H89ZM94 85H96V84H94ZM106 85H109V84H106ZM136 85V86H135ZM193 85H195V84H193ZM70 86V85H69ZM196 86V85H195ZM95 87V86H94ZM99 87V86H98ZM106 87V86H105ZM183 87V86H182ZM187 87H189V86H187ZM197 87V86H196ZM102 88V86L99 88V89H101ZM140 89V91H141V93H142V102L140 103L139 102V99H138V97H139V94H138V92H137V90L138 89ZM181 88V87H180ZM179 88V91L180 90H184L185 92H186V88H183V89H180ZM95 89H96V87H95ZM202 89H204V87L202 88ZM211 89V90H210ZM257 89V88H256ZM89 90V89H88ZM105 90V89H104ZM104 90H102V91H104ZM173 90V89H172ZM176 90L174 91V93L173 94H175V92H176ZM198 93H200L199 92V90H197V89H195ZM223 92H226V94L225 95H227V99H221L220 98V95H219V93H221L222 91ZM53 91H55V90H53ZM90 91V90H89ZM93 91V90H92ZM201 92H202V90H200ZM254 91V90H253ZM260 91H262L261 89H260ZM56 92V91H55ZM77 92V91H76ZM97 92H99V91H97ZM101 92V91H100ZM170 92H171V90L168 92L169 94H170ZM222 92V93H223ZM167 93V92H166ZM180 93H182V92H180ZM180 93H178V94H180ZM184 93V92H183ZM188 92H186L185 93V95L187 94ZM63 96L65 95V94H67V92L65 91L64 93H61ZM176 94H177V92H176ZM175 94V95H176ZM190 95H191V91H190V93H189ZM55 95H56V93H55ZM105 95V94H104ZM103 95V96H104ZM107 95V94H106ZM106 95H105V97H106ZM109 95V94H108ZM159 95V96H158ZM165 95H167V94H165ZM170 95H172V93L170 94ZM169 95V96H170ZM190 95H189V97H190ZM193 95V94H192ZM200 95V94H199ZM255 95H256V93H255ZM254 95V96H255ZM67 96V95H66ZM101 96V95H100ZM173 96V95H172ZM172 96H170V97H172ZM201 96L202 95H200V98H201ZM224 96V95H223ZM253 96V97H254ZM257 96H260V95H257ZM39 97H40V99L42 100V101H44V102H48V101H51L52 99H53V97H54V95L52 94V92H50V93H47V92H44V94H41V95H39ZM57 97V96H56ZM69 97V96H68ZM102 97V96H101ZM100 97V98H101ZM104 97V98H105ZM108 97V96H107ZM167 97V96H166ZM173 97H176V96H173ZM170 98V99H176L177 101H178V99L177 98ZM180 97V96H179ZM183 97H185V96H183ZM64 98V97H63ZM66 98V97H65ZM63 99V100H61V101H64V100H66V99ZM140 98V97H139ZM185 98H187V96L185 97ZM185 98H184V100H185ZM193 98H194V100H195V96L194 97H192V98H190V100L189 101H191V99L193 100ZM204 97H202L201 99H200V101H202V99H203ZM58 99H59V97H58ZM83 99V98H82ZM160 99V98H159ZM158 99V100H159ZM170 99H169V101H170ZM183 100V98L181 97L180 98V101H178L179 103H180V105H182L183 107H184V105L183 104H181V101ZM189 98H187V100H188ZM256 99V98H255ZM259 99V98H258ZM37 100H39V98L37 99ZM41 100H39V102L41 101ZM98 100V99H97ZM101 100V99H100ZM108 100V99H107ZM165 100H167L166 98H165ZM194 100H193V102H189V106H190V103H194ZM197 100H198V98H197ZM206 100V99H205ZM223 100H225V102L227 103H225L226 105V108H228L227 109V111L226 112H222L221 114H220V112H219V110H218V105H217V103H219V102H221V101H223ZM237 101V104L236 105H234L233 104V102H236ZM42 101L40 102V104L42 103ZM60 101V102H61ZM68 101V100H67ZM66 101V102H67ZM80 101V100H79ZM96 101V100H95ZM102 101H103V99H102ZM159 101H161V99L159 100ZM158 101V102H159ZM172 101V100H171ZM175 101V100H174ZM204 101V100H203ZM203 101H202V103H203ZM216 101H217V103H216ZM252 101H254V103H256L255 102V100H252ZM34 102H35V99H32L30 102L28 101V103L27 104H25V105H27V107H31V108H33L32 106H35V105H33L34 104ZM56 102V101H55ZM54 102V103H55ZM71 102V101H70ZM138 102H139V104H138ZM148 102V103H149ZM155 102H157L156 100H155ZM164 102H166V101H164ZM178 102H177V104H178ZM198 102V101H197ZM37 103V102H36ZM57 103H59V102H57ZM103 103V102H102ZM147 103V104H148ZM176 103V102H175ZM182 103H185V102H182ZM216 103V104H215ZM258 103V102H257ZM38 104V103H37ZM43 104V103H42ZM56 104V103H55ZM55 104H52V105H55ZM150 104H152V103H150ZM150 104H148L149 105V107H150ZM154 104V103H153ZM151 105V107H150V109L152 108L153 109V107H154V105ZM156 104V103H155ZM166 104V103H165ZM169 104V103H168ZM174 104V103H173ZM173 104H171V105H173ZM186 104H187V101H186ZM195 104H196V102L193 104V106H195ZM198 105H200L199 104V102L197 103ZM204 104V103H203ZM205 104H206V102H205ZM205 104H204V106H205ZM234 105V106H231V105ZM106 105V104H105ZM104 104H101V103H99V104H97L96 106V109L91 113V114H95V115H99L100 113L101 114H103L104 112L103 111H105V110H108L107 108H106V106H105ZM148 105H146V106H148ZM158 105H160V104H157V105H155V106H157L158 107ZM176 105V104H175ZM188 105V104H187ZM202 105V104H201ZM201 105H200V107H201ZM207 105V104H206ZM209 105V104H208ZM39 106V105H38ZM42 106V105H41ZM46 106V105H45ZM50 106H51V104H50ZM50 106H48V107H50ZM146 106H144V108L146 107ZM153 106V107H152ZM161 106H163V104L161 105ZM165 106V105H164ZM163 106V107H164ZM170 106V104L169 105H167L166 107L168 108ZM178 106V105H177ZM261 106H262V104H261ZM25 107V106H24ZM43 107V106H42ZM91 107V106H90ZM148 107V108H149ZM156 107V108H157ZM162 107V108H163ZM171 107V109L174 107H172V106H170ZM191 107V106H190ZM189 107V108H190ZM203 107V106H202ZM207 107V106H206ZM206 107H203V108H201V109H206ZM209 107H212V106H209ZM262 107H264V106H262ZM92 108H93V106H92ZM92 108H90V109H92ZM160 108V107H159ZM158 108V109H159ZM186 110H187V108H186V106L184 107ZM184 108H182V109H184ZM192 109H194L195 107H191ZM190 108V109H191ZM196 108H197V105H196ZM195 108V109H196ZM226 108H223V109H226ZM24 109V108H23ZM36 109H39V108H36ZM44 109V108H43ZM147 109V108H146ZM158 109H156V110H158ZM165 109V108H164ZM169 109V108H168ZM168 109H165V111L167 110V113H168ZM175 109H176V107H175ZM180 109V108H179ZM182 109L180 110V111H182ZM189 109V110H190ZM191 109V110H192ZM209 109V108H208ZM208 109H206V110H208ZM259 109V108H258ZM35 110V109H34ZM34 110L32 109V111L34 112ZM87 110V109H86ZM140 110V112H138ZM154 110V109H153ZM177 110V109H176ZM175 110V111H176ZM189 110H187V111H189ZM197 110H198V108H197ZM31 111V112H32ZM36 111V110H35ZM38 111V110H37ZM73 111H74V109H73ZM150 111H152V110H150ZM161 111L162 112H160V110H159V112L161 113L160 114V118L163 116V112H164V110L163 109H161ZM179 111V110H178ZM177 111V112H178ZM32 112V113H33ZM69 112H70V110H69ZM75 112V111H74ZM80 112V111H79ZM78 112V113H79ZM84 112V111H83ZM109 112V111H108ZM111 112H109V113H111ZM127 112V113H126ZM143 112H145V111H143ZM153 112V111H152ZM151 112V113H152ZM155 112V111H154ZM173 112V111H172ZM171 111H170V113H172ZM177 112L176 113H174V115L176 114V115H178L179 116V114H177ZM183 112V111H182ZM185 112V111H184ZM183 112V113H184ZM199 112H200V108H199ZM2 113V112H1ZM46 113V112H45ZM67 113V112H66ZM88 113V112H87ZM114 113V114H115ZM148 113V112H147ZM156 114H157V112H155ZM170 113L168 114V116L170 115ZM180 113V112H179ZM186 113L187 112H185V115H184V117L185 116H187L186 115ZM192 113V112H191ZM197 113V112H196ZM4 114V113H3ZM3 114L1 115V116H3ZM31 114V113H30ZM47 114V113H46ZM107 114L108 113H106V116H107ZM114 114H113V116H114ZM131 114H129V116L128 117H130V115ZM143 114V113H142ZM141 114V115H142ZM154 114V113H153ZM152 114V116H154ZM189 114V113H188ZM193 114H195V112L193 113ZM52 115V114H51ZM50 115V116H51ZM54 115V114H53ZM79 115V114H78ZM81 115V114H80ZM158 115V114H157ZM157 115H155V116H157ZM172 116H174L173 115V113L171 114ZM192 115V114H191ZM1 116H0V118H1ZM32 116V115H31ZM45 116V115H44ZM65 116V115H64ZM63 116V117H64ZM71 116V115H70ZM85 116V115H84ZM87 116V118H88V115H86ZM89 116H90V113H89ZM103 116V115H102ZM138 116H140V114H138ZM143 116H146V115H144L143 114ZM149 116V115H148ZM147 116V117H148ZM151 116V115H150ZM172 116H169V118H172ZM178 116H177V119H178ZM189 116V115H188ZM194 116V115H193ZM193 116L192 117H190L191 119L193 118ZM196 116V115H195ZM47 117V116H46ZM81 117V116H80ZM97 117V116H96ZM100 117V116H99ZM98 117V118H99ZM105 117V116H104ZM110 117V116H109ZM114 117H116V116H114ZM158 117V116H157ZM164 117H166L165 119H164V121L165 120H167V123L168 124H170L169 122H168V118H167V116H164ZM163 117V118H164ZM181 117V116H180ZM199 117V116H198ZM31 118V117H30ZM34 118H39V116H36V117H34ZM49 118V117H48ZM59 118H60V116H59ZM86 118V119H87ZM90 118V117H89ZM101 118V117H100ZM133 118H135L134 116H133ZM132 117L130 118V119H133ZM138 118V117H137ZM137 118L135 119L136 121H138V120H140L141 118H144V117H141L140 119H138L137 120ZM150 118H152V117H150ZM149 118V119H150ZM159 118V117H158ZM158 118H156L155 119V121L158 119ZM176 118V117H175ZM186 118V117H185ZM184 118V119H185ZM190 118H188V119H190ZM28 119V118H27ZM26 119V120H27ZM110 119V118H109ZM129 119V120H130ZM147 119V118H146ZM153 119V118H152ZM152 119H151V122H152ZM162 119V118H161ZM179 119H183V118H179ZM187 119V118H186ZM190 119V120H191ZM59 120V119H58ZM57 120V121H58ZM70 120V119H69ZM95 120V119H94ZM100 120V119H99ZM98 120V121H99ZM134 120V121H135ZM148 120V119H147ZM163 120V119H162ZM162 120H160L159 119V121H161V123H162ZM171 120H174V117L171 119ZM19 121V120H18ZM21 121V120H20ZM19 121V122H20ZM23 121V120H22ZM25 121V120H24ZM30 121V120H29ZM41 121V120H40ZM96 121V120H95ZM97 121V122H98ZM125 121H127V119L125 120ZM131 121V120H130ZM155 121H153L154 123H155ZM179 121V120H178ZM182 121V120H181ZM207 121V120H206ZM3 122V121H2ZM27 122V124H32V122H29L28 123V121H26ZM26 122H25V125H26ZM68 122H70V121H68ZM75 122V121H74ZM128 122V121H127ZM133 122V121H132ZM158 122V121H157ZM174 122H175V120H174ZM173 121H172V123H174ZM188 122H189V120H188ZM192 122V121H191ZM10 123V122H9ZM71 123H73V122H71ZM96 123V122H95ZM115 123V122H114ZM118 123V122H117ZM116 123V125H118ZM125 123V125H126V122H124ZM124 123H122L123 124V127H125L124 129V131H123V133L126 135L125 137L127 138V140H125V141H127L126 142V144L124 143V141H123V143L125 144V145H129V147H130V150L132 151V153L134 154V156L136 157V156H142V158H141V160L143 161V157H144V159H146V160H148L149 158H148V154L151 156V153H145V151L146 152H148L147 150H148V148L150 147V146H156V144H158V142H157V140H160V139H162V138H160V137H162V135H158V139H156L155 137H154V135H149V132H148V130L150 129V128H148L149 127V125L147 124V122L144 120V119H142L141 120V122H135V123H139V125H137L136 124V127H134V124H130V123H128V124H130V125H133V126H131V128H129V126L127 127V126H124ZM142 123V124H141ZM154 123H153V125H154ZM160 122H158V124H159ZM160 123V124H161ZM165 124H167L166 123V121L164 122ZM171 123V124H172ZM178 123V122H177ZM182 123H183V121H182ZM181 123V124H182ZM215 123V122H214ZM39 124V123H38ZM78 124V123H77ZM104 127H105V129H107V128H111V127H113L114 125H113V122H112V119L109 121H104ZM141 124V125H140ZM149 124H151L150 122H149ZM164 124V125H165ZM168 124L166 125V126H168ZM170 124V125H171ZM175 124V123H174ZM178 124H180V123H178ZM180 124V125H181ZM184 124V123H183ZM182 124V125H183ZM188 124V123H187ZM190 125H191V123H189ZM194 124V123H193ZM212 124V123H211ZM17 125H18V123H17ZM23 126H24V124H22ZM46 125V124H45ZM44 125V126H45ZM67 125V124H66ZM69 125H71V124H69ZM68 125V126H69ZM73 125V124H72ZM85 125V124H84ZM148 125V126H147ZM163 125V127H166V126H164ZM177 124H175V126H176ZM213 125V124H212ZM215 125H216V123H215ZM214 125V126H215ZM15 124H13V122H12V125H10V126H6V128L4 127H2V128H0V133L2 134V136H4V137H6V138H10V139H12V138H14V139H17L16 138V134H17V132H20L21 130L20 129H23V128H21V127H17L19 130H17V128H15ZM20 126H21V124H20ZM26 126H28V125H26ZM25 126V127H26ZM33 126V128H34V125H32ZM31 126V127H32ZM100 126V125H99ZM120 126V125H119ZM155 126H157V125H155ZM174 126V125H173ZM172 126V127H173ZM192 126V125H191ZM211 126V125H210ZM214 126L212 127L211 126V129L212 128H214ZM71 127V126H70ZM118 127V126H117ZM133 127V128H132ZM162 128V124H161V126L159 125V127H156L157 129L159 128L160 130H161V128ZM177 127V126H176ZM178 127H180L179 125H178ZM176 128V129H179V131L181 130V129H184V128H182V127H185V126H182L181 128ZM28 128V127H27ZM27 128H24L22 131H25V129H27ZM40 128H41V126H40ZM58 128H63L62 127V125H60ZM68 128V127H67ZM75 128V127H74ZM73 128V130H75ZM155 128V129H156ZM168 127H166V129H167ZM186 128L187 127H185V130H186ZM209 129H210V127H208ZM208 128H205V131H206V129L208 130ZM216 128V129H217ZM29 129V128H28ZM27 129V130H28ZM31 129V128H30ZM53 129V128H52ZM82 129V128H81ZM87 129V128H86ZM94 129V128H93ZM120 129H121V126H120ZM157 129L155 130V131H157ZM163 129V128H162ZM170 129H171V127H170ZM17 130V131H16ZM117 130V129H116ZM151 130H152V128L150 129V134H152L153 133V131L151 132ZM154 130V129H153ZM164 130V129H163ZM167 130H169V129H167ZM173 130V129H172ZM171 130V131H172ZM175 130V129H174ZM173 130V131H174ZM213 130V129H212ZM242 131V133H244V134H246V133H248L249 134V137L252 139V140H249L248 139V137H244V138H242V140H240L238 143H239V145H238V148L237 147H235V145L233 144V140L230 138V134L231 133H234V132H236V131ZM21 131V132H22ZM34 131V129L32 130V132ZM37 131H38V129H37ZM122 131V129L120 130V132ZM146 131H147V135H149L148 137H147V135H145V133H146ZM159 131V130H158ZM157 131V132H158ZM165 131V133H163V135L164 136H166L167 134H168V132H167V134H166V130H164ZM172 131V132H173ZM175 131H177V130H175ZM188 131H193V130H187L186 131V133L188 132ZM197 131H199V130H197ZM219 131H221V130H219ZM218 131V133H222V131L221 132H219ZM26 132V131H25ZM28 132V131H27ZM56 132V131H55ZM94 132V131H93ZM97 132V131H96ZM115 132V131H114ZM162 132V131H161ZM181 132V131H180ZM183 132H185V131H183ZM206 132H208V137H209V139H210V136H209V130L208 131H206ZM212 133H214L213 131H211ZM31 133V132H30ZM39 133V132H38ZM119 133V132H118ZM122 133V132H121ZM160 133V132H159ZM177 133L179 134V132L177 131ZM176 132H174L173 133V135H178ZM191 133H193V132H191ZM194 133H196L195 131H194ZM203 133V132H202ZM212 133H210V135H212ZM217 133V132H216ZM215 133V134H216ZM20 134V133H19ZM32 134H34V133H32ZM75 134V133H74ZM155 134V133H154ZM156 134H158V133H156ZM171 133H169L165 138H166V140H167V138H169L170 136H172V135H170ZM181 135H180V138H181V136H182V132L180 133ZM200 134H201V132H200ZM204 134H206V133H204ZM215 134H213V135H215ZM18 135V134H17ZM62 135V134H61ZM170 135V136H169ZM185 135V134H184ZM198 135V134H197ZM203 135V134H202ZM221 135V134H220ZM1 136V135H0ZM35 136V135H34ZM54 136V135H53ZM121 136H123V135H121ZM156 136V135H155ZM163 136V137H164ZM169 136V137H168ZM205 136H207V135H205ZM216 136H219V135H215L214 137L216 138ZM247 136V135H246ZM38 137V136H37ZM75 137V136H74ZM90 137V136H89ZM106 137V136H105ZM177 137V136H176ZM179 137V136H178ZM177 137V138H178ZM190 137V136H189ZM189 137H186L185 136V140H186V138H187V140L188 139H190ZM194 137V140H195V136L192 134V138ZM211 137H213V136H211ZM222 137V136H221ZM155 138V139H154ZM175 139V138H173L174 139V141L175 140H179V139ZM184 137H182L181 139H183ZM204 138V137H203ZM70 139V138H69ZM72 139V138H71ZM171 139V138H170ZM197 139H198V137H197ZM205 139V138H204ZM208 138H206L205 140H207ZM208 139V140H209ZM218 139V138H217ZM67 140V139H66ZM76 140V139H75ZM100 140V139H99ZM98 140V141H99ZM122 140H123V137H122ZM207 140V141H208ZM211 140V139H210ZM212 140H213V138H212ZM211 140V141H212ZM224 140V139H223ZM2 141V140H1ZM60 141H61V139H60ZM59 141V142H60ZM62 141H64V139L62 140ZM168 141H170V140H168ZM171 141H173V140H171ZM180 141V140H179ZM196 141V140H195ZM198 141H200V140H198ZM202 141H203V139H202ZM213 141H216V140H213ZM225 141V140H224ZM156 142V143H155ZM163 142H164V140H163ZM163 142H162V144H163ZM165 142H167V141H165ZM164 142V143H165ZM190 142H191V140H190ZM210 142V141H209ZM218 142V141H217ZM216 142V143H217ZM226 142V144H228L227 143V141H225ZM224 142V143H225ZM68 143V142H67ZM69 143H71L70 141H69ZM159 143H161V142H159ZM167 143H170V142H167ZM174 143V142H173ZM172 143V144H173ZM175 143H176V141H175ZM175 143L173 144V145H175ZM183 143V142H182ZM185 143V142H184ZM183 143V144H184ZM188 143V141H186V144ZM192 143V142H191ZM211 143H213V142H211ZM210 143V144H211ZM215 143V142H214ZM216 143H215V145H216ZM221 143H223L222 141H221ZM230 143V142H229ZM11 144V143H10ZM34 144V143H33ZM92 144V143H91ZM122 144V143H121ZM166 144V143H165ZM179 145H180V143H178ZM178 144H177V146H178ZM190 144V143H189ZM201 144H203V142L201 143ZM225 144V146H227ZM3 145V144H2ZM74 145V144H73ZM95 145V144H94ZM159 145H161V144H158V146ZM164 145V144H163ZM162 145V146H163ZM170 145H171V143H170ZM169 144H168V146H170ZM172 145V146H173ZM190 145H192V144H190ZM214 145V146H215ZM221 144L219 143V146H220ZM222 145H224V144H222ZM4 146V145H3ZM90 146V145H89ZM124 146V145H123ZM161 146V147H162ZM166 146V145H165ZM167 146V147H168ZM197 146L199 147V145H198V143H197ZM201 146V145H200ZM211 146H213V145H210V147ZM219 146H218V148H219ZM228 146H230V144L228 145ZM1 147V146H0ZM17 147V146H16ZM15 147V148H16ZM30 147V146H29ZM41 147V146H40ZM81 147V146H80ZM179 147V146H178ZM217 147V146H216ZM215 147V148H216ZM43 147H41V149H42ZM74 148V147H73ZM86 148V147H85ZM126 148H128V147H126ZM145 148V149H144ZM153 148H156V147H153ZM160 148V147H159ZM159 148H156V149H154V153L152 154V155H156L155 157H156V159L158 158V162L157 163H155L154 165L152 164V166H151V168H149L148 166H146V167H148V169L146 168V169H144V167H145V164L146 165H149V163H150V160H149V163L147 164L146 163V161L145 162H140V163H138V165L139 166H141V168H140V176H141V179H142V181H140V179L138 178V176L139 175H137L135 178L134 177H128V178H126V182H125V188L126 189H124L123 187V185H122V182L119 184V188H120V186L124 189V190H126V192L128 191V194H126V193H124V192H122V190H121V192H122V194L123 195H127V196H129L130 197V194H129V192H131V190L133 189V191L135 190V191H139V189H141L142 190V192H141V190H140V192H138V193H140V194H135V195H137L138 196V198H146V196H147V199L148 200H150L149 201V203H148V201H147V203L146 202H144L145 200H143L141 203L143 204V205H138V208L136 209L133 205H132V207L131 206H129V208L131 207V208H135L134 210H135V212L137 211V216H135V218L137 217V221H136V225H135V222H134V225L135 226H140L142 229H143V233L145 232V233H147L146 235H145V237L143 236V235H141V239L139 238V241L137 242L136 240H138L137 238L138 237H136V243L137 244H133V243H135L133 240V242L130 240V242H126L125 244H129V243H131L132 242V247H129V245H128V247H125L124 249H119V248H116L117 250L119 249V251H117V255L118 256H122V257H124L126 260H127V262L129 263V264H144V262L145 261H151L152 263L151 264H153V261L155 262V261H157V260H159L160 258H162L163 256H166L167 255V253H168V249H170V248H173V246H172V242L173 241H170V242H167L166 243V240H165V238L164 239H162V237L161 236H156V233H153V232H151L152 231V229H155V227L154 226H157V224H158V222H156V221H154V219H155V217L157 216V214L158 213H164V212H166L167 210H169V208L172 206V205H174V204H176L177 202H182V199H180L181 197H180V192H177V191H175L174 189L175 188H177V187H179V185L181 184H183V183H181V180L182 179H185V177H186V174H185V176L183 175L184 174V172H187L188 173V175H187V178L189 179V177L192 175V172L194 173V175H195V170H201L202 169V166L201 165H199L201 168L200 169H195V168H197V166H198V164H199V162H197L199 159L197 158L198 156H196V158L198 159V160H196V158H195V153H193L192 151H194L195 150V144L193 145V148H191V150H189V147L187 148L188 149V151H190V153L189 154H186L187 156H186V158H184V159H186V160H184L183 159V157L181 156V155H184L183 153H185V152H188V151H185V150H183L184 149V145H183V149H181L180 147H179V150L181 149V150H183V151H179L178 149H175V150H178V151H175L174 153L176 154H173V155H171L172 153H170V151L172 150V148H170L171 150L170 151H168V154H165L164 152H162V153H160V149ZM162 148H164V147H162ZM175 148H176V146H175ZM202 148V147H201ZM207 148V147H206ZM205 148V149H206ZM209 148V147H208ZM214 147H212L211 149H213ZM224 148V147H223ZM22 149V148H21ZM150 149V148H149ZM152 149V148H151ZM150 149V150H151ZM196 149H197V147H196ZM204 149V150H205ZM217 149V148H216ZM216 149L214 150L215 152H216ZM219 149H222V146H220V148ZM225 149V148H224ZM240 151H239V150ZM259 149V148H258ZM26 150V149H25ZM38 149H36L35 150V152L37 151ZM82 150H83V148H82ZM127 150V149H126ZM153 150V149H152ZM162 150V149H161ZM173 150H174V148H173ZM201 150V149H200ZM207 150V149H206ZM209 150H210V148H209ZM16 151V150H15ZM22 151V150H21ZM79 151V150H78ZM128 151V150H127ZM166 151V150H165ZM196 151V150H195ZM194 151V152H195ZM214 151H211V155H210V153H209V155L210 156H213V154L212 153H214ZM217 151H218V149H217ZM42 152H43V150H42ZM62 152H63V150H62ZM103 152V151H102ZM179 152V153H178ZM205 152H207V151H205ZM209 152V151H208ZM207 152V153H208ZM221 152H222V150H221ZM221 152H219V153H221ZM18 153V152H17ZM20 153V152H19ZM18 153V154H19ZM31 153V152H30ZM45 153V152H44ZM124 153L125 152H121L119 155H117V156H121V157H123L124 156ZM158 153H160L159 155H158ZM223 153H222V155H223ZM231 153V154H232ZM18 154H16L15 156L16 157H14V159L13 160H11L12 161V163H16L17 161V163L20 165V167L21 168H26L27 167V165L29 164L28 163V160L26 159V156L24 155V154H22V155H18ZM74 154V153H73ZM97 154V153H96ZM129 154H130V152H129ZM196 154H198V153H196ZM68 155V154H67ZM169 155H170V157H169ZM209 155H208V157H209ZM66 156V155H65ZM69 156V155H68ZM67 156V157H68ZM111 156V155H110ZM215 156L217 157L218 155H216L215 154ZM215 156L214 157H212V159H214L215 160ZM220 156V155H219ZM218 156V157H219ZM224 156V155H223ZM31 157V156H30ZM70 157V156H69ZM112 157V156H111ZM111 157L109 158V160L111 159ZM131 157V156H130ZM145 157H147V158H145ZM153 157V156H152ZM155 157H153V159L151 158V160H154L155 159ZM185 157V156H184ZM218 157H217V160H218ZM49 158V157H48ZM136 158H138V157H136ZM170 158H172V162H175L174 164L175 165H178V166H180L181 165V168L185 165V164H182V163H184V162H187L186 164H188V166L186 167V170H184L183 168V170H184V172L182 171V169H179L180 171H179V173L182 171V176H181V174H179L180 176H178V174H176L174 171H173V169L170 167V164H169V161H170ZM211 158V157H210ZM209 158V159H210ZM9 159V158H8ZM7 159V160H8ZM32 159V158H31ZM67 159V158H66ZM210 160V164H209V166H208V170H209V172H211V174H213V176H214V174H215V172H218V170L216 169V167H215V161H213V160ZM219 159H220V157H219ZM224 159V158H223ZM225 159V160H226ZM101 160V159H100ZM139 160V159H138ZM208 160V159H207ZM10 161V162H11ZM36 161V160H35ZM59 161V160H58ZM111 161V160H110ZM215 162V163H213V162ZM219 161V160H218ZM220 161H222V158H221V160ZM9 162V161H8ZM34 162V161H33ZM131 162V161H130ZM137 162H139V161H137ZM152 162V161H151ZM153 162H155V161H153ZM235 162H237V163H235ZM35 163V162H34ZM56 163V162H55ZM123 163V162H122ZM196 163H198L197 165H196ZM209 163V162H208ZM224 163V162H223ZM232 163H233V165H232ZM235 163V164H234ZM53 164V163H52ZM129 164V163H128ZM141 164H144V165H141ZM201 164V163H200ZM67 165V164H66ZM102 165V164H101ZM132 165V164H131ZM208 165V164H207ZM225 165V164H224ZM224 165H223V167H224ZM18 166V165H17ZM62 166H64V165H62ZM126 166H127V164H126ZM128 166H130V165H128ZM137 166V165H136ZM135 166V167H136ZM142 166H144L143 168H142ZM6 167V166H5ZM19 167V168H20ZM124 167V166H123ZM222 167V171H226L225 170V168H223ZM226 167V166H225ZM241 167V166H240ZM105 168V167H104ZM122 168V167H121ZM137 168V167H136ZM204 168V167H203ZM218 168V167H217ZM18 169V168H17ZM17 169H14L15 170V172H16V170ZM123 169V168H122ZM188 169V170H187ZM224 169V170H223ZM3 169H2V167L0 166V181H1V177L4 175L3 174V172H1ZM20 170V169H19ZM137 170V169H136ZM190 170V171H189ZM207 170V171H208ZM217 170V171H216ZM220 170L221 169H219V172H220ZM5 171V170H4ZM139 171V170H138ZM189 171V172H188ZM221 171V172H222ZM12 172H14V171H12ZM12 172H9V173H12ZM45 172V171H44ZM95 172V171H94ZM106 172V171H105ZM114 172V171H113ZM137 172V171H136ZM178 172V171H177ZM200 172V175L199 176H201V172H202V170L201 171H198V172H196V173H199ZM204 172H205V170H203V176H204ZM220 172V173H221ZM43 173V172H42ZM78 173V172H77ZM18 174V173H17ZM97 174H98V172H97ZM138 174V173H137ZM228 174H230V177L228 176H226V175H224L225 177H223V179L225 178L226 179V181H225V179L223 180V182L222 181H220L222 184H220V182H216V181H218V180H222V179H218L217 180V178H216V180H215V183L214 182H212V183H214V187H215V189H216V191H217V194L218 195H216V196H218V199H219V204L220 205H222V206H227V207H230L229 208V210H233L234 208H239V209H241L240 211H241V213H240V215H239V218H236V216L234 215V213H233V211H231V212H229V211H227L228 213L226 214V217H227V220L228 221H230V225H231V227H233V230L234 231H236L237 233H239V232H241L240 233V235L242 234V236L244 237V239H243V241L246 243V245L248 246V250H249V252H250V254H251V256H250V258L252 259V258H254V256L256 257V255H263L264 254V160L263 161H261L260 163H256L254 166H251L250 167V169H249V171H248V173L245 171V169L243 168V167H241L239 170H235L234 172H230V173H228ZM227 174V175H228ZM21 175V174H20ZM110 175V174H109ZM135 175V174H134ZM194 175H192V176H194ZM198 175V174H197ZM216 175V174H215ZM231 175H235V176H239V175H241L242 177H243V179L246 181H244L243 179H241V181L240 180H238L239 179V177H238V181H236L235 179L237 178V177H235V176H231ZM40 176V175H39ZM46 176V175H45ZM131 176H133V175H131ZM184 176V178H181V177H183ZM198 176V178H202L203 176H201V177H199ZM20 177V176H19ZM18 177V178H19ZM108 177V176H107ZM195 177V176H194ZM221 177V178H222ZM227 177V178H226ZM2 178H4V177H2ZM8 178V177H7ZM113 178V177H112ZM118 178V177H117ZM193 178V177H192ZM219 178V177H218ZM230 180H229V179ZM233 178H234V180L236 181V186L238 185V187H234L235 185L232 183V181L231 180H233ZM103 179V178H102ZM194 179V178H193ZM193 179H191V181L193 180ZM195 179H196V177H195ZM227 179L231 182V184H233L234 186V188H231L232 187V185L229 183V184H227ZM15 180V179H14ZM187 180V179H186ZM190 180V179H189ZM188 180V181H189ZM233 180V181H234ZM43 181V180H42ZM183 181V180H182ZM190 181V182H191ZM225 181V182H224ZM34 182V181H33ZM44 182V181H43ZM113 182V181H112ZM123 182V183H124ZM142 182V183H141ZM190 182H189V184H190ZM241 182H242V186L240 185L241 184ZM5 183V182H4ZM12 183V182H11ZM14 183V182H13ZM141 183V184H140ZM44 184V183H43ZM115 184V183H114ZM179 184V185H178ZM9 185V184H8ZM126 185H130V186H126ZM180 185V186H181ZM185 185H186V183H185ZM187 185H188V183H187ZM209 184H207V186H208ZM230 185H231V187H230ZM7 186V185H6ZM10 186H11V184H10ZM33 187H32V190L33 191H36V192H44V186H43V188L39 185V184H34V185H32ZM90 186V185H89ZM109 186V185H108ZM136 186V187H135ZM20 187V186H19ZM22 187V186H21ZM127 187L128 188H130L131 187V190L130 189H128L127 190ZM135 189H134V188ZM139 187V188H138ZM138 188V189H137ZM230 188V189H229ZM137 189V190H136ZM241 189H244L245 191H246V197L245 198H242L241 196H238V194L240 195L241 193H240V191H241ZM1 190H2V188H1ZM38 190V191H37ZM120 190V189H119ZM118 190V191H119ZM21 191H23V190H21ZM134 191V192H135ZM27 192V191H26ZM108 192V193H107ZM106 193L108 194V196H106V197H104L103 196V198H105V200L102 198V196H100L102 199H103V201L105 202V201H107V202H114L115 200H114V198L115 197H113L112 196V194H110L111 192H110V190L109 191H107ZM134 192H132L131 193V195L134 193ZM210 192H211V190H210ZM16 193H18V192H16ZM21 193V192H20ZM80 193V192H79ZM101 193V192H100ZM116 193V192H115ZM119 193V192H118ZM136 193V192H135ZM99 194V193H98ZM98 194H96V195H98ZM102 194V193H101ZM49 195V194H48ZM52 195V194H51ZM96 195H95V197H96ZM100 195V194H99ZM102 195H104V194H102ZM106 195V194H105ZM151 195V196H150ZM7 196V195H6ZM16 196V195H15ZM24 196V195H23ZM28 196V195H27ZM124 196V197H125ZM137 196H135V197H137ZM198 196V195H197ZM196 196V197H197ZM207 196H209V198H208V200H209V202L211 201V199H210V197H212V196H215V194H214V190H213V192H211V193H208V195ZM247 196H251L250 197V201H248V199H246L247 198ZM63 197V196H62ZM94 197V196H93ZM94 197V198H95ZM134 197V194H133V196H131V199ZM152 197V198H151ZM5 198V199H4ZM26 198V197H25ZM93 198V199H94ZM97 198H98V200H97ZM94 201H91L92 203L93 202H95L96 200H97V202H99V204L101 205V203H103V202H101L100 203V201H102V200H100L99 199V197H97ZM121 198V197H120ZM238 198H242V199H244L245 201H246V203L243 205V204H237L236 205V202H239V201H237L238 200ZM93 199H91V200H93ZM116 199V198H115ZM124 199V198H123ZM125 199H127L126 197H125ZM128 199H130V198H128ZM128 200V202H132V201H135L136 199L134 198V200ZM195 199H198V197L197 198H193V201H195ZM200 199V198H199ZM217 199V198H216ZM117 200V199H116ZM119 200V199H118ZM118 200L116 201L118 204H115L116 205V207H117V205H119V202H118ZM138 200V199H137ZM140 200V199H139ZM207 200V201H208ZM2 201V202H1ZM12 201H13V199H12ZM12 201H10V202H12ZM124 201H126L127 202V200H124ZM206 201V200H205ZM8 203L9 202V200L7 201L6 200V197H2V198H0V211L3 209V207H4V203ZM28 202V201H27ZM97 202H95L96 204H98ZM185 202H186V200L183 202V205H185L186 207H187V205L185 204ZM199 202H200V200H199ZM1 203H3V206H2V204ZM52 203V202H51ZM85 203V202H84ZM106 203V202H105ZM105 203H104V205H105ZM123 203V202H122ZM137 203V202H136ZM189 205L191 204V201H188L187 202ZM197 203H198V201H197ZM196 203V201H195V205L197 204ZM207 203V202H206ZM205 203V204H206ZM10 204V203H9ZM12 204V203H11ZM18 204V203H17ZM99 204L97 205V207H98V209H99ZM124 204V203H123ZM13 205V204H12ZM20 205V204H19ZM94 204H92V206H93ZM104 205L102 204V206H103V208H104ZM112 205V204H111ZM137 205V204H136ZM135 205V206H136ZM77 206V205H76ZM95 206L96 205H94L93 207L95 208ZM102 206H100V207H102ZM120 206V205H119ZM216 208H215V207ZM9 207V206H8ZM20 207V206H19ZM70 207V206H69ZM87 207V206H86ZM86 207L85 208H78L77 210H75L74 211V214L73 213H71V214H73V216H71V218L73 217V219H81V218H83V217H87V216H89V214H91L92 215V213H91V211H93V210H95L93 207H91L92 209H89V208H87L86 209ZM107 207V206H106ZM109 208L110 207H112V206H110V204H109V206H108ZM107 207V208H108ZM116 207H114L115 208V210H117L118 211V208L116 209ZM137 207V206H136ZM197 207V206H196ZM195 207V208H196ZM199 207H201L200 206V204H199ZM211 207H214L215 209L213 210V211H216V209H217V207L218 206H216V205H211ZM17 208V207H16ZM76 208V207H75ZM113 208V207H112ZM188 208V207H187ZM97 208H96V210H98ZM100 209H102V208H100ZM99 209V210H100ZM105 209V208H104ZM104 209H102V210H104ZM111 209V208H110ZM21 210V209H20ZM73 210V209H72ZM95 210V211H96ZM106 210V212H107V210H109V209H105ZM105 210L103 211L104 213H105ZM114 210V209H113ZM112 210V211H113ZM114 210V211H115ZM131 211L133 210V209H130ZM129 210V211H130ZM13 211H15V210H13ZM23 211V210H22ZM57 211V210H56ZM101 211V210H100ZM100 211H98L97 213H101ZM130 211V212H131ZM189 211V210H188ZM235 211V210H234ZM102 212V213H103ZM119 212V211H118ZM236 212V211H235ZM20 213V212H19ZM32 213V212H31ZM61 213V212H60ZM96 213V212H95ZM102 213H101V216H102ZM109 213H110V211H109ZM113 213V212H112ZM117 213V212H116ZM115 213V214H116ZM133 213V215H135L134 214V212H132ZM93 214H94V211H93ZM107 213H105L104 215H106ZM118 214H120V215H122L121 213H118ZM21 215V214H20ZM104 215H103V217H104ZM108 215H110V214H108ZM120 215H117L116 214V217H112V219H108L107 221H106V226L108 225V226H112L116 221H119V222H117V223H120V224H124V222H122L121 221V219H122V217L124 216L125 217V215H123V216H120ZM130 215V214H129ZM128 215V216H129ZM184 215H185V217H186V214H185V212L182 210L180 213H173L172 215H165V217L162 219L164 222H172V221H176L177 220V222H181L183 219H184ZM219 214L217 213V212H215V213H213V214H211L210 216H208V217H205V218H203L204 219V222H209V220H210V224L213 222V220L214 219H216L217 218V216H218ZM13 216V215H12ZM19 216V215H18ZM58 216V215H57ZM66 216H67V214H66ZM68 217H69V215H68ZM100 217V215L98 216V218ZM106 217V216H105ZM111 217V216H110ZM132 217V216H131ZM107 218V217H106ZM105 218V219H106ZM109 218V217H108ZM7 219V218H6ZM25 219V218H24ZM31 219V218H30ZM96 219V218H95ZM103 218H101V220H102ZM131 219V218H130ZM97 220V219H96ZM99 220V219H98ZM97 220V222H99L98 224H100V221H98ZM132 220L134 221V219L132 218ZM158 220V219H157ZM208 220V221H207ZM6 221V220H5ZM93 221V220H92ZM132 221V222H133ZM159 221V220H158ZM29 222V221H28ZM76 222V221H75ZM85 222V221H84ZM103 222H105L104 220H102L101 221V224L103 223ZM153 223V224H149V223ZM261 222V223H260ZM3 223V222H2ZM130 223H131V221H130ZM29 224V223H28ZM27 224V225H28ZM31 224V223H30ZM62 224V226H64L63 225V222L61 223ZM81 224V223H80ZM84 223L82 222V224L81 225H83ZM87 224V223H86ZM89 224H90V222H89ZM92 224V223H91ZM90 224V225H91ZM94 225H97V224H95L94 223ZM103 225V224H102ZM131 226H133L132 225V223L130 224ZM130 225H129V228H126V229H123L122 231H121V233H120V235H126V234H128L129 232H130V230L131 229H133V228H131L130 229ZM199 225L200 226H202L203 225V222H201V223H199ZM31 226V225H30ZM76 227L78 226V225H75ZM74 226V227H75ZM88 226V225H87ZM99 226V225H98ZM105 226V227H106ZM190 226V225H189ZM194 227H195V225H193ZM205 226H206V228L208 227V225L207 224H205ZM4 227V226H3ZM21 227H23V226H21ZM82 227H84V225L82 226ZM82 227H80V225L77 227V229L75 228V229H73L74 231L73 232H75L74 233V235L71 237V235H72V233L73 232H69V231H66V232H57L58 233V236H57V238H55V239H53V237L55 236V234L56 233H53V232H56V231H53V232H51L50 233V235L48 234H46V235H44V237H42L41 238V240H44V239H48L49 238V240L47 241V243H43V247H41V249L40 250H42L41 252H40V254L38 253V255H36L35 253H36V249L34 248V247H32V246H30V245H32L31 243H29V241H26L25 239H19V240H14L13 241V239H11V240H5V239H0V254H1V252L2 251H4V253H5V251H7V250H9L8 252H6V253H8L9 254V256H8V258H10L11 259V257L12 256H14V255H18V254H20V251H22L23 252V255H25L26 256V260H24L25 261V263L24 264H46V263H48V261L50 262V264H52L53 262H56V260L57 259H61V260H64V258H67L68 256L67 255H70V254H72L71 252H69V250L70 249H68L67 248V251L69 252H67L66 251V249L64 250V248H66V247H68V244H70L69 243V241L71 240L72 241V243H75L74 241H73V237L75 238L74 240L76 241V243L74 244L75 245V247H76V249L77 250H79V249H81L84 245V241H82V240H88L87 239V235L85 236V232H87V233H89L88 231H90V229L87 231H85V228H83L84 230H82ZM90 227H94L93 226V224H92V226H89V228ZM103 227V228H102ZM140 227L139 228H137L136 227V229L138 230H140L138 233V235H140V232H142V229H140ZM218 227V224H216L215 225V228H217ZM20 228V227H19ZM32 228V227H31ZM33 228L35 229V227L33 226ZM59 228V227H58ZM100 228H102L103 230H104V225L103 226H101ZM17 229V228H16ZM30 229V228H29ZM60 229H61V227H60ZM59 229V230H60ZM86 229H88V227L86 228ZM102 229H101V231H102ZM108 229H109V227H108ZM107 229V230H108ZM130 229V230H129ZM135 229V230H136ZM2 230V229H1ZM32 230V229H31ZM58 230V229H57ZM58 230V231H59ZM96 230V229H95ZM135 230H133V231H135ZM137 230H136V235H137ZM16 231V230H15ZM60 231H62V230H60ZM96 231H98V230H96ZM104 231H106V228H105V230ZM104 231H102L104 234H105V232ZM155 232V231H154ZM157 232V231H156ZM186 231H185V226H183V227H181V226H179V227H177V228H175V229H173L172 230V236H171V238H177L178 236H182V235H184V233H185ZM4 233H6V232H4ZM33 233V232H32ZM37 233V232H36ZM86 233V234H87ZM159 233V232H158ZM7 234V233H6ZM6 234H5V236H6ZM9 234V233H8ZM142 234V233H141ZM151 234H155V235H151ZM187 234L189 235V236H191V237H193L194 239H195V231H194V229L190 226V229L187 231ZM1 235V234H0ZM41 236H42V234H40ZM90 235V234H89ZM98 235V234H97ZM4 236V235H3ZM32 236H34V235H32ZM49 236V237H48ZM91 236V235H90ZM216 236V235H215ZM215 236H211L210 238H213V237H215ZM38 237V236H37ZM70 237H71V239H70ZM89 237V236H88ZM93 237V236H92ZM127 237V236H126ZM202 237V241L200 242L199 241V243L201 244V246H202V243L204 242V241H208L207 239H206V237L205 236H201ZM4 238V237H3ZM18 238V237H17ZM32 238V237H31ZM34 238V237H33ZM86 238V239H85ZM94 238V237H93ZM93 238H91V240L93 239ZM133 238V237H132ZM27 239V238H26ZM38 239V238H37ZM40 239V238H39ZM77 239V240H76ZM127 239V238H126ZM129 239V238H128ZM162 239V240H161ZM40 240V241H41ZM125 240V239H124ZM165 240V241H164ZM24 241H26V242H24ZM126 241V240H125ZM31 242V241H30ZM43 242V241H42ZM78 242V243H77ZM95 241L93 240L91 243L92 244H90V245H94L93 243H94ZM101 242L102 241H100L99 242V245L101 244ZM156 242V243H155ZM34 243V242H33ZM37 242H35V244H36ZM71 243V244H72ZM104 243V242H103ZM42 244V243H41ZM71 244H70V247L71 248H73L74 247V245L73 246H71ZM77 244V245H76ZM97 245H98V243H96ZM24 245H27V247H26V249H23L24 248ZM37 245H39V244H37ZM117 245V244H116ZM115 245V247H117ZM119 245V244H118ZM123 245H124V243H123ZM122 245V246H123ZM126 245V246H127ZM88 246V245H87ZM102 246V245H101ZM101 246H99V247H101ZM121 246V245H120ZM122 246H121V248H122ZM135 246H136V249H135ZM138 246V247H137ZM35 247H37V246H35ZM95 247H96V245H95ZM98 247V246H97ZM209 247V246H208ZM39 248V247H38ZM37 248V249H38ZM105 248V247H104ZM112 248H114V247H112ZM214 248V247H213ZM98 249V248H97ZM96 249V250H97ZM100 249V248H99ZM98 249V250H99ZM106 249V248H105ZM143 249H144V252H142L143 251ZM75 250V249H74ZM76 250V251H77ZM115 250V249H114ZM39 251V250H38ZM70 251H72V249L70 250ZM101 251V250H100ZM11 252H13V253H11ZM235 252H237V251H235ZM235 252H234V255H233V257H236V255H235ZM11 253V254H10ZM100 253V252H99ZM202 253H203V250H202ZM233 253V252H232ZM7 254V255H8ZM4 255V254H3ZM3 255H0V257L1 256H3ZM6 255V256H7ZM199 255H200V251H199ZM238 256H241L240 254H238ZM237 256V257H238ZM4 257H5V255H4ZM56 257H59V258H57L56 259ZM232 257V256H231ZM7 258V257H6ZM8 258L7 259H5L6 260V262H8L7 260H8ZM226 259H229V258H226ZM102 260V259H101ZM104 260V259H103ZM102 260V261H103ZM100 262V264H102L103 262ZM245 261V260H244ZM243 261V262H244ZM264 261V260H263ZM262 261V262H263ZM15 262H17L18 264L20 263V259L17 261H15ZM22 263V262H21ZM20 263V264H21ZM256 263V262H255ZM0 264H5V263H3L2 262V260H0ZM258 264V263H257ZM259 264H264V262L263 263H259Z\"/></svg>",
	"mask_w": 264,
	"mask_h": 264
},
{
	"label": "water",
	"instance_id": "3",
	"mask_svg": "<svg viewBox=\"0 0 264 264\" xmlns=\"http://www.w3.org/2000/svg\"><path fill=\"white\" fill-rule=\"evenodd\" d=\"M44 241L47 242L48 239H44ZM235 241H237L241 245V242H240L241 241V237L240 236H236ZM240 250H241V254L245 258V261L242 264H252V262H260V261L264 260V255H259V256L256 255V257L254 256L253 259H250L249 254L247 253V250L245 249V247L243 245L240 248ZM178 258H179L178 255H175L173 257L171 256V257H168V258L163 259L161 261H158V262H156L154 264H182V263H180Z\"/></svg>",
	"mask_w": 264,
	"mask_h": 264
}]
</instances>
